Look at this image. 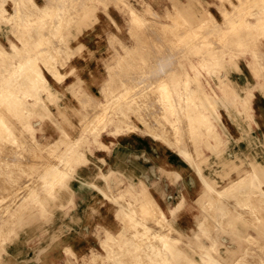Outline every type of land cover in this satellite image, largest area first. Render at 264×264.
Listing matches in <instances>:
<instances>
[{
    "label": "rangeland",
    "instance_id": "1",
    "mask_svg": "<svg viewBox=\"0 0 264 264\" xmlns=\"http://www.w3.org/2000/svg\"><path fill=\"white\" fill-rule=\"evenodd\" d=\"M108 1H112V3H109V4H112L114 6L115 10L109 9L108 11H106L109 26L106 28V30L104 32H105L106 39H107V53L109 56L101 59V61L103 63L102 64V66H103V68H102L103 81L99 85L101 87V96L104 99H106L103 101V105H98V106L94 105L93 106L92 104H90L88 102H87V104H82L81 107H82V110H84V113L81 116L78 123H74V122L62 120L63 115H61V114H64L65 111L60 110L59 107H57V109H59L60 111L57 112V114H58V117L61 118L60 120H57L56 116H50L49 115V112L47 110L48 107L44 106L43 103L45 102V100H43L42 98L48 97V99L50 101H52L53 98L58 99V98H61L62 95L59 91L56 92V94L54 96L51 95V92L48 91L47 89H45L43 87L45 85L41 82H40V84H42V85L37 84L40 87L38 89L37 88L33 89L34 91L32 89H23V90L19 89V88L16 89L13 86V88H12L13 93H14L13 94V93H11L12 89L11 90L0 89V108H1L0 110L2 112V113L0 112L1 113L0 114V116H1L0 117V128H1L0 129V148H1L0 153H1V150H3V153L5 151L4 155L6 154L4 157H3L2 153H1L2 155H0L2 157V160L0 158V172L2 173V174H0V180H2V181H0V190L2 191V193L0 192V194L2 195V196L0 195V208L5 209V210L2 209L3 211H0V214H1L0 215V223H1L0 224V264H62V263L63 264H66V263L67 264H111V263L112 264H117V263L118 264H141V262H142V264H150V263L151 264H156V263L158 264V262H159V264H170V263L172 264L173 259H174V261H173L174 264H179V262H177V260H179L180 264H182L181 263L182 258L187 257L188 255H191L189 257H192L194 255V253L191 251H195V250L196 251L199 250L200 252L201 251L203 252L202 253V259H200L197 264H214L210 258H212V259H213V257L215 258L217 256L218 251L216 252V250H214V249L212 251V248L210 247L212 245V240H211L212 234L211 233H204L202 235H196L195 236L196 241H194V238L192 239L189 237V239H188L189 244H187V245L183 244L181 246V243H180L181 239L179 238L180 234L174 228H171V226L176 225L175 221L174 220L173 221H171V220L167 221L166 219H164L163 214L161 215V213L158 209H156L154 206H151V204L149 203V200H147V199H145L143 201V204L146 207H144L143 204H141L142 201H141V203H140V201L137 202V200L133 201L132 200V194L134 192H133L132 187L128 186V185H125V186L117 185V180L115 178V172H113V170H107V172H106L105 171L106 165L102 171L95 170V171H93V174H92L93 179H96L98 181L103 180L105 182V185H103V186L93 185L92 186V185L88 184L87 189L89 191L95 192L96 194H98V193L103 194L102 196L106 199L107 203L102 202L103 203L102 210L98 209L101 201L96 204V207H94V204H93V208H92L93 212H94V210H97V213L100 215L99 217H90V212H88V217H86L85 216V210L83 207L84 206V190H85V187L82 184L84 182V180H83L84 179V175H83L84 171H83L82 167L85 166L87 163L89 164V162H90L89 157L87 159V156H89L88 154L93 149L100 147L99 146V140H100L101 134H103L104 132L107 133L108 131H113L114 133H116L117 129H119V128L121 130V126L119 127V125H117L116 123H118L120 125L123 123V121L130 123V119L132 117V113H133V109H134V107L132 106L133 99L134 100L137 99L136 101H138V100L140 101V99L142 98L141 102L144 101L143 103H146L148 97L149 98L153 97L156 94V96H154L157 99L156 103H158L156 105H160L161 109H159L160 106H157L158 108L155 106L156 107L155 109H157V110L159 109L158 111L160 112L161 116L159 115V112L154 111V108H153L154 105L149 106L147 103L140 106V110H142L141 113H145L146 111H147L146 113H148L149 109H150L151 112H155L156 117L159 118L158 122H156L157 126H156V124H154L156 129H158V127L160 125L164 124L166 127V128L165 127L164 128L166 130L168 128H171V129L173 128L172 131H176L178 133L181 132V129L179 128L180 125H184V131L187 130L188 132L190 130L191 131L196 130L197 127L199 129H212L213 127L218 128L217 124H216L218 122L217 115L220 114L221 109L226 110V112H227L228 108H226V107H228L229 105H231L233 108H235V110H237V112L238 111L240 112L241 110H242L241 112H249V106L247 104V100H248L247 97L244 94H242V92L240 93L237 88L233 87V85L231 84V77H233V75H235L234 71H237L240 75H242L244 62H246V60H248L247 65L249 67L251 65L253 67L254 62H259L258 58L255 57V60H254V58L249 59V58L245 57V54L250 53V52L254 53V51L256 50L255 47L257 45L256 44L257 40L259 39V37L261 35H264V30H263L264 25H262L263 28L261 27V25H256V26L251 27V25L249 26L247 24L248 22L246 21V19L249 17H259L260 16L259 13L258 14L253 13L252 11L255 9H259L261 7L264 8V0H220L221 3L227 2L228 5L231 7V8L229 7V10H227V9L223 8V5H220L219 17L223 18V20H224L223 24H221V25H218L216 22H214L213 19H211L212 16H211L210 11H208L206 8H202L199 3L197 5L198 0H184L185 2H184V5L182 7H181L180 0H108ZM96 3L98 5H100L101 1L97 0ZM171 7H172V9H171ZM190 7H191V9H190ZM131 9L133 10V12L130 11ZM234 10L236 13L233 12ZM263 13H264V9H263ZM1 17H2V19H4L3 16H1ZM236 18H239V19H236ZM257 27H259V28H257ZM152 30L155 31L154 32L155 34H157L158 36L160 35V36L159 37L157 35L155 36V34H153ZM246 31H248V32H246ZM260 31H263L262 32L263 34L262 33L260 34ZM255 33H257V35ZM62 35H63L62 33H59L60 38L63 37ZM238 35H240V36H238ZM245 36L247 37V39ZM156 37H158L160 39H158ZM193 41H195V42H193ZM233 41L235 43H233ZM62 42L63 41H59V44L56 47L58 50L62 48L61 47L63 45ZM163 44H165V45H163ZM38 45L42 46V45H44V43L41 42ZM166 46H167V48L165 49ZM174 46H177V48ZM178 46H180V48L185 46V48L180 49ZM186 46H187V48H186ZM158 49H159V51H158ZM169 52H170V55H169L170 57L168 56ZM190 52H192V53L190 54ZM161 53H163L162 54L163 56L161 55ZM164 54L166 56H164ZM171 55H172V57H171ZM164 57H166V58H164ZM211 57L212 58L215 57L214 61H213V59L211 60ZM167 58L169 61L167 60ZM173 58H174V60H173ZM35 59H34V61H35ZM155 59H157V60H155ZM171 59H172V61H171ZM231 59H233V60H231ZM18 60H21V59H18ZM37 60H36V62H37ZM47 60H49V59H47L45 57H44V59L39 58V61L42 62L41 64L45 68L48 67L49 68L48 70H50L51 65L54 66L55 62H51V65L46 64V63L44 65V62H48ZM164 60H166L168 64ZM206 60L210 61V62L207 63ZM158 62H159V64H158ZM214 62H216V63H214ZM3 63L4 62H2V66H3ZM160 63H161V66H160ZM222 63H223V65H222ZM123 64H125V65H123ZM59 65L64 66V62L59 63ZM178 65H179L180 69L178 68ZM208 65H210V66L208 67ZM8 66L11 67V70L13 69L11 80H13V79H14V81L19 80L20 77L24 75V74H21L19 69L14 70L15 67L11 66L9 63H8ZM155 67H156L157 71L155 70ZM211 67L213 68V70ZM29 68L30 67H26V69L28 70V73H30V70H31ZM53 68L54 67H52V69ZM149 68H151V69H149ZM239 68L242 70V72L240 71ZM26 69H24V70H26ZM169 69L172 73L169 71ZM151 70H152V72H151ZM210 70L213 72H211ZM14 71H17V72L14 73ZM129 71H130V73H128ZM154 71L156 73H154ZM52 72H53V76L58 81H62V77H64L63 74H60L57 71L56 72L52 71ZM70 73H72V74L76 73L77 74V72H75L74 70ZM150 74H152V75L150 76ZM155 74L156 75L159 74L160 78L158 76V78L156 79ZM118 75H120V76H118ZM141 75H142L143 82H141L142 81ZM147 75H148L150 80H147ZM169 75H170V77H169ZM214 75L218 76V78H216V76H214ZM253 75L260 79V75L257 74L256 72H254V68H253ZM138 76L140 77V79ZM145 76H146V78H145ZM15 77H17V78H15ZM128 77H131V78H128ZM143 77H144V79H143ZM152 77L154 78L153 81L151 80ZM120 78L122 80L123 79L124 80L122 81ZM130 79H133V80H130ZM174 79L176 82L175 84H174ZM259 79H258V81H259ZM134 80H135V82L136 81H138V82L135 83ZM158 80H160V82H158ZM8 81H9V79H8ZM14 81H13V85L15 84ZM79 81H82V79L77 76V80H76L77 85L81 84ZM131 81H133V82H131ZM147 81H148V83H146ZM149 82H150V85H149ZM152 82L156 83V84H153ZM180 82H181V84H183L182 86H181ZM186 82H188L187 83L188 87L186 85ZM192 82H194V83H192ZM144 83L148 84V86L146 84L144 85ZM125 84H127V85H125ZM151 84H152V86H151ZM194 84H196L195 85L196 87L194 86ZM140 85H141V87H139ZM184 85H186V86H184ZM136 86L138 89L135 88ZM143 86H146V88H145V90L147 89L146 91H144ZM41 88H43V89H41ZM119 88L121 90H119ZM149 88H150V90H149ZM151 88L153 89V92H155L154 90L156 89V92L155 93L148 92V91H152ZM180 88L183 91L185 90L184 93H182V90ZM187 88L188 89L190 88V90H187ZM158 89H161V90H158ZM136 90L137 91L139 90V91L137 92ZM168 90H170V91L168 92ZM180 90H181V92H180ZM199 90H200V92H199ZM186 91H187V94L185 93ZM188 91L191 92V94L193 96H195L196 94L199 95L200 98H197L199 100L197 101L195 99L197 96H195L193 98L191 96V94L188 93ZM192 91L193 92L196 91L195 92L196 94H193ZM28 92L30 95L27 94ZM75 92H76L75 96L78 99H81V101H83V99L88 98V97H86L84 92L80 89V87ZM16 93H17V95H16ZM42 93H44L43 96H41ZM239 93H240V95H239ZM133 94H135V95H133ZM152 94H154V95L151 96ZM136 95H137V97H136ZM187 95H189V97ZM237 95L239 96V98L237 97ZM222 96L224 97V99ZM179 97H181L182 99ZM15 98H16V100H15ZM187 98H189V100ZM217 98H220L221 100L217 99ZM124 99H126V101ZM190 99L193 100L192 101L193 103L191 105H190V103H191ZM200 99L203 101L201 102ZM204 100H205V102H204ZM213 100L216 102H214ZM224 100H225V102H224ZM162 101H163V105H162ZM159 102H160V104H159ZM168 102L171 104H169ZM211 102H212V104H211ZM226 102H227V104H226ZM164 103H167V105L164 106ZM198 103H200V104H198ZM17 104L19 106H17ZM116 104L117 105L119 104V105L117 106ZM1 105H2V107H1ZM104 105H106L107 107H109L111 105L108 109V113H102L101 112V108ZM180 106L184 107V108H180ZM194 106L196 108H194ZM242 106H243V108H241ZM39 107H41L42 109ZM97 107H99V108H97ZM172 107L174 110L172 109ZM88 108H90V109H88ZM135 108L137 109L138 107L136 106ZM152 108H153V110H152ZM86 109H88L89 111ZM208 109H209V111H207ZM96 110L98 112H96ZM117 110H120V111H117ZM124 110H126V111H124ZM172 110H173V112H172ZM113 112H115V113H113ZM179 112H181V113H179ZM208 112H210V113H208ZM15 113H16V115H15ZM119 113H120V115H119ZM136 113H137V111H136ZM27 114H29L30 116L29 115L27 116ZM38 114H39V116L43 115V117L49 118V120L44 121V122H37L36 119H37ZM202 115L204 116V118L202 117ZM87 117H88V119H87ZM109 117H111V118H109ZM115 117H117V118H115ZM141 117L142 116L139 117L138 114L136 115V118H138V119ZM184 117H185V119H184ZM201 117L203 120L201 119ZM9 118H10V120H8ZM12 118H14V119H12ZM119 118H121V119H119ZM176 119H178L177 120L178 122L176 121ZM117 120H119V121H117ZM180 120H182V122L184 124ZM3 121L8 126V129H6V130L4 129ZM23 121H24V123H23ZM120 121H121V123H120ZM140 122L143 124L145 123L141 119H140ZM161 122H162V124H161ZM169 122H170V124H169ZM173 122L176 125L171 126V124H174ZM180 122L182 124H180ZM194 122L196 123L197 126L195 125ZM146 124L148 125L147 121H146ZM186 124L188 125L187 129L185 128ZM12 125H13V127H12ZM15 126H16V128H15ZM17 127L19 129H17ZM24 127H25V129H24ZM177 127L179 130H176ZM115 128H116V130H115ZM12 129L16 133L13 132ZM23 129H24V131H23ZM31 132H33V134ZM16 134L19 135L20 137L17 136ZM22 134H24V135H22ZM26 134H27V136H26ZM173 134H174V132H173ZM20 138H21V142L18 141V140H20ZM25 139H26V141H25ZM92 140H93V142H92ZM30 142H32V143H30ZM15 143H16V145H15ZM58 143H59V145H58ZM20 144L23 146V148H22V146L20 147ZM12 145H13V147H15V148H13L14 150H17V149H19V150L14 151L11 148ZM28 147L29 148L32 147L34 150L37 148V150L34 151L31 148V150H33V151H31L30 149H28ZM24 148L28 149L27 152H26V149H24ZM47 148H48V150H47ZM7 149H8V151H6ZM73 149H75V150H73ZM20 150L23 152H21ZM24 150L26 153L24 152ZM11 152H13V153H11ZM34 152L35 153L37 152V153L35 154ZM9 153H11V154H9ZM20 153H22L23 156H25V155L26 156L23 157V159H22V158H20V157H22V154H20ZM29 154H30V156H29ZM41 154H42V156H41ZM48 154H50V155H48ZM53 154H54V156H53ZM9 155H11L12 157L11 156L9 157ZM27 155H28V157H27ZM15 156H16L17 160H16ZM39 156H41L42 158ZM5 157H6V159L4 160ZM7 157L11 158L12 160L8 159ZM35 158L38 160H41V159H43V160L47 159L48 160L49 159L50 161H48V163L51 161L52 162L50 164H47V161L42 160L41 163L39 161H37L38 163H36V165H38L39 163L41 164V169H40V166L35 167L36 165H33L36 162ZM39 158H41V159H39ZM13 159H15V160H13ZM31 159L35 160V162L33 160V162H34L33 164H32ZM53 159H54V161H53ZM1 161H4V162H1ZM6 161L8 163H5ZM11 161L12 162L13 161H15V162L20 161V162L19 163H17V162L12 163ZM26 161L28 163L31 161V167L33 165V167L36 171H34L33 168H30V164H29V169H28L26 167V166H28V163H24ZM60 161H62V162H60ZM69 161H71V162H69ZM76 161L77 162L79 161V162L77 163ZM82 161H84V162H82ZM10 162L13 164V166L14 165L16 166L17 164H19V167H21L23 165L24 168H19L18 166L17 167L14 166V168H13V166H12V164H10ZM21 162H22V164H21ZM54 162H56V163H54ZM102 163H103V161H102ZM3 165H5V166H3ZM58 165L60 166V169H59ZM61 165H62V168H61ZM101 165H100V168H101ZM8 166L10 167V169L8 168ZM55 167H57V168H55ZM49 168H50V170H49ZM54 168L56 170L53 173ZM2 169H4V170H2ZM43 169H44V172H42ZM71 169H72V172L69 171ZM10 170H12V171H10ZM37 170H38V172H37ZM46 170H47L48 174H50L49 176L46 173ZM67 170H68V172H67ZM15 171H17L18 173ZM40 171H41V173H39ZM55 173L56 174L59 173L60 176L59 175L56 176ZM71 173H72V175H71ZM37 175H38V177H37ZM42 177H43V179H42ZM44 177H46V179ZM49 177H51V178H49ZM53 177H60L61 179L58 178V180H57V178H53ZM89 177H90V174H88V178ZM31 178L32 179L34 178V179L32 180ZM47 179L49 181H46ZM50 179H51V181H50ZM23 180H25V182H23ZM27 180L29 182H32V181H34V182L30 183L31 184V186H30L29 183L27 184V182H28ZM40 180L41 181L44 180V182L41 183ZM61 180H62V182H61ZM18 182H20L22 185L19 184ZM78 182H80L81 184ZM112 182H113V184H111ZM49 183H50V185H49L50 187L47 186ZM32 184L33 185L35 184V186H33ZM40 184H41V186H40ZM51 184H53V185H51ZM63 184H65V185H63ZM57 185H59V186H57ZM1 186H3V187L5 186V187L2 189ZM43 186H44V189L49 190V191L45 192V190H43L41 188ZM45 186L49 189H47ZM51 186H53V188ZM10 187H13V189L12 188L10 189ZM31 187L33 190L31 189ZM39 188H41V189H39ZM50 189H51V191L52 190L53 191L51 192ZM3 190H4V192H3ZM9 190H14V191H11V193H9L8 192ZM23 190L26 192H24ZM34 190H35V192H33ZM36 191H38V192H36ZM43 192H45V193H43ZM49 192H50L51 196L49 195ZM136 193H137L136 195L138 196V195H142L144 193V191L139 186V187H137ZM20 194H23V195L25 194V195L23 197V195L21 196ZM33 194H34V196H33ZM38 194H40V195H38ZM5 196L8 199H6ZM12 197L14 198V200L15 199H19V200L18 201L15 200L16 201L15 203H14V200H13V202H11V200L13 199ZM33 197H35V198L37 197V198H39V200L36 198L38 201L36 200V202H35V198H33ZM4 198L6 200L7 205H6V203H4L5 202ZM9 198H11V199H9ZM31 198H33V199H31ZM45 200H46V202H45ZM1 201H3L4 204ZM28 201H29V204H28ZM8 202H9V204H8ZM20 202H21L22 206L18 205V204H20ZM32 203H33V205H32ZM124 203H126V204H124ZM137 204H138V206H137ZM105 205H107L106 208H103ZM139 205H142L146 210L141 209ZM26 207H28V208H26ZM90 207H91V205H90V203H88V210L90 209ZM127 207H128V210L126 209ZM137 207L139 208V210ZM24 208H25V210H24ZM132 208L133 209L136 208V209L133 210ZM249 208L251 209V207H249ZM39 212H40V214H38ZM136 212H137V214H136ZM145 212L148 214H146ZM130 213L132 214L131 217H130V215H131ZM12 216H15V217L12 218ZM16 216H18V218ZM125 216H127L128 218ZM11 218H12V220H11ZM129 218H130V220L134 218V220H131V222H130L128 220ZM147 218H149V219L146 220ZM258 218L259 217L253 216V218L251 217V218L246 219L247 221L249 219L248 224L252 227L253 231H254L253 225H256V224L259 225L260 224L259 220H261V219L260 218L258 219ZM14 219H15V221H14ZM151 220H153V221H151ZM27 221H29V222L27 223ZM150 221H151V223H150ZM211 221H212L211 217H208V218L202 217L199 221V224L202 225V223H204L203 224L204 226L207 225L206 227H211V225H212ZM251 221L253 224L251 223ZM2 222H5V223L2 224ZM215 222H216V225L221 224L217 219L215 220ZM254 222H256V223H254ZM137 223L139 225H136ZM124 225H126V226H124ZM10 226H11V229H10ZM7 228H9L8 231H7ZM3 230H5V231H3ZM1 231H2V233H1ZM134 231H136L137 234ZM149 231H151V232H149ZM4 232H6V233H4ZM148 232H149V234H148ZM165 233L167 234V236ZM140 234H143V235H140ZM169 235L171 237H169ZM172 236H174V237L172 238ZM201 236H202L203 240H202ZM249 236L250 237L248 238L249 239L248 241H250L251 244L254 246L256 243V239L259 242L261 235L259 233H251ZM197 237H200V239H197ZM110 240H112V242ZM148 241H150V242H148ZM164 241H165V243H164ZM203 241H204V244L207 245L206 247H208V248L203 247L201 245V243H198L197 245L193 244L194 242H203ZM210 241H211V243H210ZM130 242H131V244H130ZM190 242H192V243H190ZM176 243H177L178 248H177V246H175ZM160 244H161V246H160ZM151 245L152 246L155 245V246L152 247ZM188 245H190V246H188ZM191 245L192 246L194 245L197 248L196 249L192 248ZM105 247H107V248H105ZM145 247L147 248V250H145L146 249ZM150 247L152 249H150ZM157 247H159V249ZM143 248H145V249H143ZM162 249H164L166 251V254H165V251H164V255L162 253H160V252H163ZM201 249H204V251ZM176 250H177V253L175 252ZM179 250H182L183 252L179 251ZM254 250L255 249H251V252H254ZM120 251H124L123 253H125V254L120 253ZM114 252L116 255L114 254ZM246 252L243 251L241 256H243L244 253H246ZM104 253H107V254H105L106 257H104ZM179 255L180 256L182 255L181 258ZM156 256H157V258H156ZM170 256H171V258H170ZM233 257H234V255H233ZM122 258L123 259L125 258L124 261ZM134 258H136V259H134ZM160 258H162V259H160ZM234 258H232L231 264L236 263ZM113 259H114V261L118 259L116 261L117 263L114 262ZM216 259H217V257H216ZM119 260H121V261H119ZM167 260H168V262H167ZM244 260H245V258H243L241 260L242 264H245ZM220 261H222V260H220ZM258 261L259 260H257V262L255 264H259ZM130 262H132V263H130ZM210 262H212V263H210ZM253 262H255V261L253 260Z\"/></svg>",
    "mask_w": 264,
    "mask_h": 264
},
{
    "label": "crops",
    "instance_id": "2",
    "mask_svg": "<svg viewBox=\"0 0 264 264\" xmlns=\"http://www.w3.org/2000/svg\"><path fill=\"white\" fill-rule=\"evenodd\" d=\"M28 1L29 3H27ZM28 1L2 0V4L0 2V10H4V14L2 16L5 19H2L0 15V89L11 90L13 86L16 89H27V87L28 89H31V87H33L32 89H38L40 87L36 83H34L36 85L35 86L29 81L30 75L34 77V73L32 72V70L30 71V73H28L27 69L20 71L21 74H24V76H21L19 80L14 81L16 85H13V81L11 80L12 70L11 67L7 65V63H10L11 66H14L16 68H14V70H18L24 67L23 61L27 59L26 61L32 62V64H34L39 69L41 77L45 80V83H43L45 85L44 88L50 91L51 95L53 96L58 91L62 95L61 98H53L52 101H50L48 97L42 98L43 100H45V102L43 103L44 106L48 107L47 110L49 112V115L56 116V119L60 120L61 118L58 117L57 112L62 110L65 111V115L62 114L64 115L62 120L78 123L84 113V110H82L81 107L82 104H87L88 102L93 106H98L102 105L103 101L106 100L101 96V87L99 86L103 81V63L101 59L109 56L107 53V39L104 32L109 26L106 11H108L109 9L115 10V8L112 4H109L112 3V1L108 0H100V5L96 3L97 0H70L71 3L66 2L69 0H56L59 5H57L56 2V5H54V1L52 0ZM48 1L51 3H48ZM17 2L20 3V8L18 7ZM184 2V0H180L181 7L184 5ZM198 3L202 8H206L211 12V19H213L214 22H216L218 25L223 24V18L219 17V7L220 5H223V8L229 10L230 6L227 2L221 3L220 0H198L197 5ZM63 4L66 6V8H64L65 6ZM25 5H28V8ZM33 7H35V9ZM83 7H85L84 10ZM36 8L40 13L36 10ZM22 9L27 11L25 12ZM58 9L59 11H57ZM263 9L264 8L261 7L260 9H255L252 11L253 13H259L260 16L247 18L246 21L248 22L247 24L249 26L251 25L253 27L256 25H264V14H262ZM34 10L36 12H34ZM28 12H32L33 14H30ZM18 13H20L19 15L22 16H18ZM23 14L26 16V18ZM42 14H44L45 16ZM12 15L14 18H11ZM19 17L21 18V20ZM29 17L32 20L28 19ZM57 17H59L60 20ZM79 17L80 19H78ZM35 18L36 21L34 20ZM25 19L27 22L25 21ZM7 20L10 21L7 22ZM40 21H42V23ZM69 23H71L70 26H73L70 27ZM21 24L24 25L22 26ZM29 26H31L32 29ZM47 27L49 29H47ZM24 29L27 31H25ZM59 32L63 34L64 38H67L65 40L62 37L64 41L60 39L61 41H63V43L66 42V44H63L66 48L62 46V48L58 50L56 47L59 44ZM262 32L260 31V34ZM49 34H52V37ZM29 36L32 38H30ZM26 37L30 39H27ZM26 39L28 40L26 41L27 43L24 42ZM39 42L45 43L44 45L39 46L37 45L39 44ZM256 44L257 45L255 47V52L246 53L245 57L249 59H253V57H256L259 59V62H254L253 67L252 65L249 67L247 65L248 60H246L243 66V72L239 68L242 72V75H240L237 71H234V74L236 76L233 75V77H231V84L233 85V87L237 88L240 93L242 92V94L247 97L249 112H237V110H235V108H233L231 105H227V112L226 110L221 109L220 114L217 115L218 122L216 124L218 128L213 127L212 129H196L188 132L187 130L184 131L183 126L181 127L180 133L174 131L173 134V132H171V128H169L170 130H166L163 129L164 125L159 124L160 126L157 130L154 125L156 122H158V119L155 117V113L153 112L151 114L150 109L148 113H150L152 116H148L150 115L148 113H141L139 109L140 104L144 105V103L139 100L138 101L140 103L138 101L135 102V100L133 99L134 102H132V106L134 107V109L132 117L130 119V123L124 121L121 125L116 123L117 125H119V127L121 126V130L119 128L117 129L116 133H114L113 131H109V133L104 132L103 134H101L99 140L100 147L93 149L88 154L89 156H87V159L89 157L90 162L89 164L87 163L82 167L84 171V182L82 184L85 187L83 207L86 217H88V212H90V217H99L100 215L97 213V210H94L93 212V204L94 207H96V204L101 201L98 209L102 210L103 203H107L106 199L102 196L101 193L96 194L95 192L89 191L87 189L88 184L92 186L105 185V182L103 180L98 181L96 179H93L92 174L95 170L102 171L106 165V172L107 170H113V172H115L117 185H128L132 187L134 192L132 194L133 201L139 200L143 202L145 199H149L153 202V206L162 212L164 219H166L167 221H175L176 225L171 226V228H174L180 234L181 246L183 244L189 243L188 240L183 241V239H189V237L193 239L192 234L202 235L204 233H211L212 231V233H214H211L213 236L212 239L214 238L215 240L214 242L212 240L211 246L212 249H217L216 251H218L217 260L218 262L222 260L219 262V264H231L230 262L232 260V257L233 255L236 256V254H234L236 252H238V254L234 260H236L238 257H245V261H247L245 262V264H255L257 260L260 261L259 264H264V35H261L259 37ZM23 47L27 50L23 51ZM35 47H38L39 49H36ZM51 48L53 49V51ZM26 52H28V54ZM44 52H46V54H49L46 55ZM12 55L13 57H11ZM30 56L34 58H30ZM44 57L49 59L47 60L48 62H44L46 64L51 65V62H55L54 66L51 65V67L54 68H51L49 72L47 71L48 69L41 64L42 62L38 60L37 62L34 61L35 58L39 59ZM17 58L21 60H18ZM54 58L57 59L55 60ZM5 59H7V62H4ZM2 62H4L3 66ZM61 62H64V66L59 65V63ZM3 67L7 72L4 71ZM253 68L254 72L260 75V79L253 75ZM73 70L77 72V74L70 73ZM52 71H57L58 73L63 74L64 77H62V81H58L53 75H51L53 73ZM15 72L17 71H14V73ZM4 74L6 75L4 76ZM77 76L82 79V81H79L81 83L80 85L76 84ZM7 79H9V81ZM38 84H40V82ZM79 87L84 92L86 97L88 96L87 99H83V101L81 102L75 96V91ZM43 94L44 93H42L41 96H43ZM151 98H148L149 100L147 99L148 102L146 103L148 105L151 102L150 100H152L151 104L153 102L156 103V98ZM164 105H167V103H164ZM136 106L139 108L136 109ZM57 107H59L60 110L57 109ZM39 114L36 119L37 122H44L49 120V118H45L43 117V115L39 116ZM136 114H138L139 117L142 116V121H147L148 128L145 123L143 124L140 122V118H136ZM145 114H147L148 118ZM159 115L161 116L160 112ZM153 122L154 124H151ZM185 128H188L187 124L185 125ZM155 130L157 133L155 132ZM159 134H163V137ZM189 142H191V146H189ZM187 147H189L190 150L193 148L191 150L192 152L189 151ZM213 153L215 156L213 155ZM204 158L206 160H204ZM99 164H102L101 168ZM88 174H90L89 178ZM111 184H113V182ZM139 186L143 189L144 193L137 196L136 190ZM231 186L234 187L232 188ZM232 192H235V194ZM220 193L222 195L219 196ZM223 196L226 198H224ZM229 200L231 201L230 204ZM225 202L227 204H225ZM88 203H90L91 205L89 210ZM256 203L258 205H256ZM228 204L230 205V207H227ZM248 205L251 207V209ZM106 206L107 205H105L103 208H106ZM142 207L143 206H140L141 209L144 208ZM241 208L243 210H239ZM209 209L212 211L214 210L213 213ZM230 209H232L233 211H230ZM248 212H250V215H248ZM228 213L232 214H230V216L228 217ZM254 214L255 217H259L261 219V222L259 224L260 226L256 225L255 227L257 228L259 226L258 228H262V231L258 229V231H261L262 234L259 233L255 227L253 231L252 227L248 224V221L245 220L249 216L251 218L252 216H254ZM241 215H244V218H242ZM202 217H212L213 223H215V218L219 222L221 221L220 219H223L224 223H222L223 221L221 222L222 224L218 225L212 223L211 228L206 227L199 224V219H201ZM225 222L227 223V225L225 224ZM231 224L235 226H232ZM241 225L244 226L242 227ZM251 233H259L261 235L259 242L256 239V243L254 245L256 248L252 246L250 241H248L249 235ZM198 243H201L203 247L207 246L206 244H204V241L194 242L193 244L197 245ZM258 246H260V248H262L263 250H261L260 248L258 249ZM194 247L197 248L196 246ZM247 248L255 249V252L249 251V253H244V255L241 256V252L245 250H251ZM223 255L226 256L224 257ZM259 255L260 257H258ZM213 259L216 258L213 257ZM238 259L236 263H240L241 258ZM253 260L255 262H252Z\"/></svg>",
    "mask_w": 264,
    "mask_h": 264
},
{
    "label": "bare ground",
    "instance_id": "3",
    "mask_svg": "<svg viewBox=\"0 0 264 264\" xmlns=\"http://www.w3.org/2000/svg\"><path fill=\"white\" fill-rule=\"evenodd\" d=\"M1 1H2V0H1ZM1 1H0V2H1ZM25 1H26V0H25ZM27 1H28V0H27ZM52 1H54L53 4L56 5V4H55L56 0H52ZM58 1H59V0H58ZM65 1H66V0H65ZM65 1H64V3H65ZM75 1H76V0H75ZM89 1H90V0H89ZM93 1H94V0H93ZM21 2H22V1H21ZM66 2L71 3L70 0H69V1H66ZM72 2H73V1H72ZM174 2H175V1H174ZM190 2H191V1H190ZM27 3H29V1H28ZM48 3H51V2L48 1ZM56 3H57V2H56ZM69 3H68V4H69ZM90 3H92V2H90ZM103 3H104V2H103ZM171 3H172V2H171ZM248 3H249V2H248ZM1 4H2V2H1ZM66 4H67V3H66ZM81 4H82V3H81ZM124 4H125V3H124ZM17 5H18V7H19L20 3L17 2ZM21 5H23V4H21ZM48 5H49V4H48ZM57 5H59V4L57 3ZM63 5H64V4H63ZM63 5H62V6H63ZM79 5H80V4H79ZM259 5H260V4H259ZM25 6H26V5H25ZM27 6H28V5H27ZM27 6H26V7H27ZM30 6H31V5H30ZM30 6H29V7H30ZM64 6H65V5H64ZM82 6H83V5H82ZM84 6H85V5H84ZM174 6H175V5H174ZM261 6H262V5H261ZM22 7H23V6H22ZM52 7H53V6H52ZM78 7H79V6H78ZM0 8H1V7H0ZM16 8H17V7H16ZM19 8H20V7H19ZM24 8H25V7H24ZM27 8H28V7H27ZM33 8L35 9V7H33ZM64 8H66V6H65ZM79 8H80V7H79ZM84 8H85V7H83V10H84ZM230 8H231V7H230ZM14 9H15V8H14ZM31 9H32V8H31ZM56 9H57V8H56ZM89 9H90V7H89ZM92 9H93V8H92ZM171 9H172V7H171ZM190 9H191V7H190ZM259 9H260V8H259ZM19 10H21V9H19ZM22 10H24V9H22ZM36 10H37V8H36ZM52 10H53V8H52ZM70 10H72V9H70ZM80 10H81V9H80ZM83 10H82V11H83ZM85 10H86V9H85ZM87 10H88V9H87ZM24 11L26 12L27 10H24ZM37 11H38V10H37ZM55 11H56V10H55ZM57 11H59V9H58ZM130 11L133 12L132 9H131ZM172 11H173V10H172ZM261 11H262V10H261ZM13 12H14V11H13ZM21 12H22V11H21ZM32 12H33V11H32ZM32 12H31V13H32ZM34 12H36V11L34 10ZM38 12H39V11H38ZM84 12H85V11H84ZM84 12H82V13H84ZM233 12H235V10H234ZM28 13H30V12H28ZM31 13H30V14H31ZM39 13H40V12H39ZM41 13H42V12H41ZM61 13H62V12H61ZM73 13H74V12H73ZM175 13H176V12H175ZM235 13H236V12H235ZM3 14H4V10L1 9V10H0V15L2 16ZM11 14H12V13H11ZM19 14H20V13H18V16H20ZM30 14H29V15H30ZM32 14H33V13H32ZM37 14H38V13H37ZM67 14H68V13H67ZM230 14H231V13H230ZM262 14H264V13H262ZM23 15H24V14H23ZM38 15H39V14H38ZM42 15H44V14H42ZM65 15H66V14H65ZM231 15H232V14H231ZM236 15H237V14H236ZM21 16H22V15H21ZM21 16H20V17H21ZM44 16H45V15H44ZM58 16H59V15H58ZM173 16H174V15H173ZM191 16H192V15H191ZM20 17H19V18H20ZM24 17L26 18L25 15H24ZM24 17H23V18H24ZM32 17H33V16H32ZM35 17H36V16H35ZM37 17H38V16H37ZM42 17H43V16H42ZM49 17H50V16H49ZM68 17H71V16H68ZM75 17H76V16H75ZM82 17H83V16H82ZM141 17H142V16H141ZM0 18H1V17H0ZM3 18H4V17H3ZM11 18H14L13 15H12ZM19 18H18V19H19ZM46 18H47V17H46ZM50 18H51V17H50ZM54 18H55V17H54ZM57 18L59 19V17H57ZM142 18H143V17H142ZM9 19H10V18H9ZM28 19H31V18L29 17ZM76 19H77V18H76ZM78 19H80V17H79ZM231 19H232V18H231ZM236 19H239V18H236ZM241 19H242V18H241ZM1 20H2V19H1ZM4 20H5V19H4ZM20 20H21V18H20ZM31 20H32V19H31ZM34 20L36 21V18H35ZM34 20H33V22H34ZM39 20H40V18H39ZM44 20H45V19H44ZM46 20H47V19H46ZM59 20H60V19H59ZM62 20H63V18H62ZM62 20H61V21H62ZM87 20H88V19H87ZM143 20H144V19H143ZM9 21H10V20H9ZM9 21L7 20V22H9ZM11 21H12V19H11ZM13 21H14V20H13ZM25 21H26V19H25ZM29 21H30V20H29ZM37 21H38V20H37ZM49 21H50V20H49ZM81 21H82V20H81ZM139 21H140V20H139ZM144 21H145V20H144ZM241 21H242V20H241ZM1 22H2V21H1ZM4 22H5V21H4ZM26 22H27V21H26ZM33 22H32V23H33ZM38 22H39V21H38ZM40 22L42 23V21H40ZM53 22H54V21H53ZM57 22H58V21H57ZM67 22H68V21H67ZM17 23H18V21H17ZM19 23H20V22H19ZM24 23H25V22H24ZM41 23H40V24H41ZM46 23H47V22H46ZM55 23H56V22H55ZM65 23H66V22H65ZM71 23H72V22H71ZM71 23H69V26H70ZM84 23H85V22H84ZM227 23H228V22H227ZM38 24H39V23H38ZM59 24H60V23H59ZM72 24H73V23H72ZM174 24H175V23H174ZM197 24H198V23H197ZM21 25H22V24H21ZM23 25H24V24H23ZM23 25H22V26H23ZM29 25H30V24H29ZM33 25H36V24H33ZM11 26H12V25H11ZM26 26H27V25H26ZM71 26H73V25H71ZM71 26H70V27H71ZM19 27H20V26H19ZM19 27H18V28H19ZM29 27L32 29L31 26H29ZM29 27H28V29H29ZM67 27H68V26H67ZM67 27H65V28H67ZM150 27H151V26H150ZM251 27H252V26H251ZM261 27H262V26H261ZM36 28H38V27H36ZM39 28H40V27H39ZM52 28H53V27H52ZM136 28H137V27H136ZM257 28H259V27H257ZM262 28H263V27H262ZM13 29H14V28H13ZM47 29H49V28L47 27ZM63 29H64V28H63ZM137 29H138V28H137ZM19 30H20V29H19ZM24 30H25V29H24ZM38 30H40V29H38ZM41 30H42V29H41ZM51 30H52V29H51ZM51 30H50V33H51ZM25 31H27V30H25ZM29 31H30V30H29ZM35 31H36V30H35ZM54 31H55V30H54ZM159 31H160V30H159ZM219 31H220V30H219ZM46 32H47V31H46ZM61 32H62V29H61ZM145 32H146V31H145ZM152 32H153V34H155V33H154L155 31L152 30ZM246 32H248V31H246ZM261 32H262V31H261ZM19 33H20V32H19ZM27 33H28V32H27ZM37 33H38V31H37ZM37 33H36V36H37ZM48 33H49V32H48ZM55 33H56V32H55ZM59 33H60V32H59ZM201 33H202V32H201ZM23 34H24V33H23ZM28 34H29V33H28ZM31 34H33V33H31ZM31 34H30V35H31ZM64 34H65V33H64ZM151 34H152V33H151ZM198 34H199V33H198ZM198 34H197V35H198ZM255 34L257 35V33H255ZM262 34H263V33H262ZM38 35H39V34H38ZM49 35L52 37V34H49ZM156 35H157V34H155V36H156ZM39 36H40V35H39ZM43 36H44V35H43ZM45 36H46V35H45ZM62 36H63V35H62ZM66 36H67V35H66ZM66 36H65V37H66ZM150 36H151V35H150ZM157 36H158V35H157ZM159 36H160V35H159ZM159 36H158V37H159ZM238 36H240V35H238ZM21 37H22V36H21ZM29 37H30V36H29ZM58 37H59V36H58ZM147 37H148V36H147ZM152 37H153V36H152ZM158 37H156V38H158ZM169 37H170V36H169ZM245 37H246V36H245ZM26 38H27V37H26ZM30 38H32V37H30ZM30 38H27V39H30ZM63 38H64V37H63ZM63 38H59V40L57 39V40H58V43H59V41H61L60 39H62V40L64 41V39L66 40L67 37L64 38V39H63ZM131 38H132V37H131ZM248 38H249V37H248ZM27 39H26L24 42L28 41ZM34 39H35V36H34ZM36 39H37V38H36ZM38 39H39V38H38ZM138 39H139V38H138ZM146 39H147V38H146ZM149 39H150V38H149ZM158 39H160V38H158ZM234 39H235V38H234ZM239 39H240V38H239ZM241 39H242V38H241ZM246 39H247V37H246ZM23 40H24V39H23ZM32 40H33V39H32ZM41 40H42V39H41ZM44 40H45V39H44ZM235 40H236V39H235ZM254 40H255V39H254ZM51 41H52V39H51ZM51 41H50V42H51ZM160 41H161V40H160ZM47 42H48V40H47ZM150 42H151V41H150ZM161 42H162V41H161ZM169 42H170V41H169ZM193 42H195V41H193ZM26 43H27V42H26ZM39 43H41V42H39ZM44 43H45V42H44ZM55 43H56V42H55ZM64 43L66 44V42H64ZM64 43L62 42V44H64ZM170 43H171V42H170ZM233 43H235V42L233 41ZM22 44H23V43H22ZM50 44H52V43H50ZM172 44H173V43H172ZM197 44H198V43H197ZM229 44H230V43H229ZM246 44H247V43H246ZM246 44H245V45H246ZM37 45H38V44H37ZM46 45H47V44H46ZM153 45H154V44H153ZM163 45H165V44H163ZM239 45H240V44H239ZM56 46H57V45H56ZM62 46H63L64 48H66L64 45H62ZM62 46H61V47H62ZM141 46H142V45H141ZM199 46H200V45H199ZM13 47H14V46H13ZM169 47H170V46H169ZM174 47L177 48V46H174ZM178 47L180 48V46H178ZM14 48H15V47H14ZM18 48H19V47H18ZM23 48H24V47H23ZM28 48H29V47H28ZM35 48H36V47H35ZM35 48H34V49H35ZM43 48H44V47H43ZM166 48H167V46L165 47V49H166ZM182 48H185V46L182 47ZM182 48H180V49H182ZM186 48H187V46H186ZM195 48H196V47H195ZM197 48H198V47H197ZM12 49H13V48H12ZM15 49H16V48H15ZM36 49H39V48L37 47ZM49 49H50V48H49ZM51 49H52V48H51ZM159 49H160V48H159ZM159 49H158V51H159ZM18 50H19V49H18ZM18 50H17V51H18ZM24 50H27V49L24 48L23 51H24ZM40 50H41V49H40ZM65 50H66V49H65ZM70 50H71V49H70ZM201 50H202V49H201ZM13 51H14V50H13ZM21 51H22V50H21ZM21 51H19V52H21ZM52 51H53V49H52ZM62 51H63V50H62ZM160 51H161V50H160ZM169 51H170V50H169ZM197 51H198V50H197ZM202 51H203V50H202ZM29 52H30V51H29ZM35 52H37V51H35ZM46 52H47V51H46ZM46 52H44V53L46 54ZM166 52H167V51H166ZM254 52H255V51H254ZM4 53H5V52H4ZM7 53H8V52H7ZM9 53H10V52H9ZM15 53H16V52H15ZM26 53L28 54V52H26ZM33 53H34V52H33ZM191 53H192V52H190V54H191ZM11 54H13V53H11ZM48 54H49V53H48ZM48 54H46V55H48ZM125 54H126V53H125ZM162 54H163V53H161V55H162ZM193 54H194V53H193ZM13 55H15V54H13ZM13 55H12L11 57H13ZM16 55H17V54H16ZM21 55H23V54H21ZM24 55H26V54H24ZM30 55H31V54H30ZM132 55H133V54H132ZM142 55H143V54H142ZM169 55H170V52H169L168 56H169ZM206 55H207V54H206ZM261 55H262V54H261ZM2 56H3V55H2ZM33 56H34V55H33ZM37 56H38V55H37ZM125 56H126V55H125ZM162 56H163V55H162ZM164 56H166V55L164 54ZM31 57H32V56H30V58H31ZM35 57H36V56H35ZM126 57H127V56H126ZM152 57H153V56H152ZM158 57H159V56H158ZM158 57H157V58H158ZM169 57H170V56H169ZM171 57H172V55H171ZM205 57H206V56H205ZM32 58H34V57H32ZM127 58H128V57H127ZM132 58H133V57H132ZM164 58H166V57H164ZM214 58H215V57H214ZM214 58L211 57V60L213 59V61H214ZM219 58H220V57H219ZM253 58H254V57H253ZM0 59H1V58H0ZM17 59H19V58H17ZM22 59H23V58H22ZM43 59H44V58H43ZM54 59L56 60L57 58H54ZM120 59H121V58H120ZM175 59H176V58H175ZM6 60H7V59H5L4 62H7ZM26 60H27V59H25V60L23 61V62H24V65H23L24 67H22V69H19V71H23L24 69H26V67H30L29 69H31L32 72L34 73V77H32V76L30 75L29 81H30L32 84H34V83L38 84L39 82H41V83H45V82H44V79L41 77V75H40V73H39V69H38L34 64H32V62H30V61H26ZM29 60H30V59H29ZM36 60H37V58L35 59V61H36ZM133 60H134V59H133ZM143 60H144V59H143ZM155 60H157V59H155ZM167 60H168V58H167ZM173 60H174V58H173ZM179 60H180V59H179ZM231 60H233V59H231ZM254 60H255V58H254ZM38 61H39V59H38ZM50 61H51V60H50ZM164 61H166V60H164ZM168 61H169V60H168ZM171 61H172V59H171ZM206 61H207V60H206ZM0 62H1V61H0ZM58 62H59V60H58ZM153 62H154V61H153ZM156 62H157V61H156ZM160 62H161V61H160ZM208 62H210V61H207V63H208ZM123 63H124V62H123ZM166 63H167V61H166ZM214 63H216V62H214ZM224 63H225V62H224ZM3 64H4V63H3ZM9 64H10V63H9ZM155 64H156V63H155ZM158 64H159V62H158ZM167 64H168V63H167ZM169 64H170V63H169ZM7 65H8V63H7ZM44 65H45V63H44ZM123 65H125V64H123ZM212 65H213V64H212ZM212 65H211V66H212ZM222 65H223V63H222ZM117 66H118V65H117ZM160 66H161V63H160ZM180 66H181V65H180ZM209 66H210V65H208V67H209ZM225 66H226V65H225ZM225 66H224V67H225ZM0 67H1V66H0ZM4 67H5V66H4ZM4 67H3V69H4V71H5V68H4ZM122 67H123V66H122ZM156 67H157V66H156ZM156 67H155V70H156ZM220 67H221V66H220ZM256 67H257V66H256ZM51 68H52V67H51ZM157 68H158V67H157ZM178 68H179V65H178ZM211 68H212V67H211ZM211 68H210V69H211ZM221 68H222V67H221ZM7 69H8V68H7ZM7 69H6V70H7ZM47 69H49V68L47 67ZM131 69H132V68H131ZM146 69H147V68H146ZM149 69H151V68H149ZM149 69H148V70H149ZM179 69H180V68H179ZM182 69H183V68H182ZM12 70H13V69H12ZM31 70H30V71H31ZM45 70H46V69H45ZM136 70H137V69H136ZM143 70H144V69H143ZM212 70H213V68H212ZM222 70H223V69H222ZM257 70H259V69H257ZM0 71H1V70H0ZM47 71L49 72V70H47ZM116 71H117V70H116ZM156 71H157V70H156ZM169 71H170V69H169ZM210 71H211V70H210ZM215 71H216V70H215ZM5 72H7V71H5ZM5 72H4V73H5ZM9 72H10V71H9ZM131 72H132V71H131ZM146 72H147V71H146ZM151 72H152V70H151ZM170 72H171V71H170ZM170 72H169V73H170ZM211 72H213V71H211ZM1 73H3V72H1ZM128 73H130V71H129ZM154 73H156V72L154 71ZM154 73H153V74H154ZM171 73H172V72H171ZM171 73H170V74H171ZM54 74H55V73H54ZM131 74H132V73H131ZM211 74H212V73H211ZM5 75H6V74H4V76H5ZM51 75H53V73H52ZM55 75H56V74H55ZM121 75H122V74H121ZM126 75H127V74H126ZM144 75H145V74H144ZM144 75H143V76H144ZM151 75H152V74H150V76H151ZM155 75H156V74H155ZM163 75H164V74H163ZM179 75H180V74H179ZM2 76H3V75H2ZM23 76H24V75H23ZM118 76H120V75H118ZM129 76H130V75H129ZM153 76H154V75H153ZM158 76H159V78H160V75L158 74V75H156V79L158 78ZM209 76H210V75H209ZM214 76H216V75H214ZM235 76H236V75H235ZM0 77H1V76H0ZM18 77H19V76H18ZM121 77H122V76H121ZM136 77H137V76H136ZM138 77H139V76H138ZM154 77H155V76H154ZM169 77H170V75H169ZM172 77H173V76H172ZM172 77H171V78H172ZM222 77H223V76H222ZM3 78H4V77H3ZM15 78H17V77H15ZM53 78H54V77H53ZM128 78H131V77H128ZM145 78H146V76H145ZM150 78H151V77H150ZM216 78H218V76H216ZM216 78H215V79H216ZM9 79H10V77H9ZM22 79H23V78H22ZM24 79H25V78H24ZM47 79H48V78H47ZM54 79H55V78H54ZM120 79H121V78H120ZM133 79H134V78H133ZM133 79H130V80H133ZM136 79H137V78H136ZM136 79H135V80H136ZM139 79H140V77H139ZM139 79H138V80H139ZM143 79H144V77H143ZM175 79H176V78H175ZM175 79H174V84L176 83V82H175ZM7 80H8V79H7ZM121 80H122V79H121ZM123 80H124V79H123ZM123 80H122V81H123ZM135 80H134V82H135ZM141 80H142V75H141ZM147 80H150L149 77H148V75H147ZM151 80L153 81L154 78L152 77ZM191 80H192V79H191ZM191 80H190V81H191ZM12 81H14V79H13ZM27 81H28V80H27ZM48 81H49V80H48ZM125 81H126V80H125ZM139 81H140V80H139ZM179 81H180V80H179ZM190 81H189V82H190ZM20 82H21V81H20ZM20 82H19V83H20ZM22 82H23V81H22ZM25 82H26V80H25ZM131 82H133V81H131ZM136 82H138V81H136ZM136 82H135V83H136ZM141 82H143V80H142ZM158 82H160V80H158ZM23 83H24V82H23ZM126 83H127V82H126ZM128 83H129V82H128ZM139 83H140V82H139ZM139 83H138V84H139ZM146 83H148V81H147ZM146 83H144V85H145ZM152 83H153V82H152ZM187 83H188V82H186V85H187V87H188V84H187ZM190 83H191V82H190ZM192 83H194V82H192ZM5 84H6V83H5ZM9 84H10V83H9ZM28 84H29V83H28ZM123 84H124V83H123ZM130 84H131V83H130ZM130 84H129V85H130ZM141 84H142V83H141ZM153 84H156V83H153ZM180 84H181V82H180ZM7 85H8V84H7ZM15 85H16V84H15ZM34 85H35V84H34ZM40 85H42V84H40ZM125 85H127V84H125ZM146 85L148 86V84H146ZM149 85H150V82H149ZM182 85H183V84H181V86H182ZM186 85H184V86H186ZM195 85H196V84H194V86H195ZM19 86H20V85H19ZM35 86H36V85H35ZM151 86H152V84H151ZM6 87H7V86H6ZM20 87H21V86H20ZM43 87H44V86H43ZM125 87H126V86H125ZM139 87H141V85H140ZM143 87H144V91H146V90H147V89L145 90L146 86H143ZM155 87H156V86H155ZM195 87H196V86H195ZM32 88H33V87H31V89H32ZM122 88H123V87H122ZM135 88H137V86H136ZM153 88H154V87H153ZM160 88H161V87H160ZM166 88H167V87H166ZM181 88H182V87H181ZM181 88H180V89H181ZM7 89H8V88H7ZM9 89H10V88H9ZM14 89H15V88H14ZM27 89H28V87H27ZM41 89H43V88H41ZM137 89H138V88H137ZM141 89H142V88H141ZM151 89H152V88H151ZM161 89H162V88H161ZM161 89H158V90H161ZM178 89H179V88H178ZM255 89H256V88H255ZM18 90H19V89H18ZM22 90H23V89H22ZM32 90H33V89H32ZM119 90H121V89L119 88ZM149 90H150V88H149ZM166 90H167V89H166ZM181 90H182V89H181ZM181 90H180V92H181ZM187 90H190V88H189V89L187 88ZM260 90H261V89H260ZM24 91H25V90H24ZM33 91H34V90H33ZM133 91H134V90H133ZM136 91H137V90H136ZM138 91H139V90H138ZM138 91H137V92H138ZM154 91L156 92V89H155ZM169 91H170V90H168V92H169ZM175 91H176V90H175ZM184 91H185V90H184ZM184 91L182 90V93H184ZM233 91H234V90H233ZM261 91H262V90H261ZM148 92H150V93L153 92V89H152V91H148ZM155 92H153V93H155ZM195 92H196V91H195ZM195 92L192 91L193 94H196ZM197 92H198V91H197ZM199 92H200V90H199ZM11 93H13V89H12V92H11ZM35 93H36V92H35ZM144 93H145V92H144ZM185 93L187 94V91H186ZM188 93L191 94V92H189V91H188ZM234 93H235V92H234ZM249 93H250V92H249ZM13 94H14V93H13ZM27 94H29V92H28ZM73 94H74V93H73ZM177 94H178V93H177ZM6 95H7V94H6ZM16 95H17V93H16ZM21 95H22V94H21ZM29 95H30V94H29ZM133 95H135V94H133ZM145 95H146V94H145ZM153 95H154V94H152L151 96H153ZM162 95H163V94H162ZM178 95H179V94H178ZM182 95H183V94H182ZM221 95H222V94H221ZM235 95H236V94H235ZM14 96H15V95H14ZM14 96H13V97H14ZM124 96H125V95H124ZM154 96H156V94H155ZM154 96H153V97H154ZM184 96H185V95H184ZM187 96L189 97V95H187ZM191 96H192L193 98H194L195 96H197V97L195 98L197 101L199 100V99H197V98H200V96L197 95V94H196L195 96H193V95L191 94ZM198 96H199V97H198ZM211 96H212V95H211ZM10 97H11V96H10ZM33 97H34V96H33ZM87 97H88V96H87ZM129 97H130V96H129ZM134 97H135V96H134ZM136 97H137V95H136ZM136 97H135V98H136ZM209 97H210V96H209ZM222 97H223V96H222ZM237 97L239 98L238 95H237ZM4 98H5V97H4ZM19 98H20V97H19ZM83 98H84V97H83ZM123 98H124V97H123ZM132 98H133V97H132ZM148 98H149V97H148ZM148 98H147V99H148ZM150 98H151V97H150ZM150 98H149V99H150ZM179 98H181V97H179ZM210 98H211V97H210ZM9 99H10V98H9ZM128 99H129V98H128ZM128 99H127V100H128ZM139 99H140V98H139ZM141 99H142V98H141ZM141 99H140V101H141ZM149 99H148V100H149ZM151 99H152V98H151ZM165 99H166V98H165ZM181 99H182V98H181ZM187 99L189 100V98H187ZM212 99H213V98H212ZM217 99H220V98H217ZM223 99H224V97H223ZM15 100H16V98H15ZM20 100H21V99H20ZM79 100L81 101V99H79ZM124 100L126 101V99H124ZM136 100H137V99H135V102H136ZM144 100H145V99H144ZM148 100H147V101L145 100V101L148 102ZM156 100H157V99H156ZM200 100H201V99H200ZM208 100H209V99H208ZM208 100H207V101H208ZM220 100H221V99H220ZM150 101L152 102V100H150ZM154 101H155V100H154ZM165 101H166V100H165ZM173 101H174V100H173ZM185 101H186V100H185ZM190 101H191V103H190V102H189V103H190V105H191V104L193 103V102H192L193 100L190 99ZM202 101H203V100H201V102H202ZM213 101H214V100H213ZM243 101H244V100H243ZM8 102H9V101H8ZM133 102H134V101H133ZM138 102H139V101H138ZM138 102H137V103H138ZM143 102H144V101H143ZM151 102H150V104H151ZM201 102H200V103H201ZM204 102H205V100H204ZM214 102H216V101H214ZM219 102H220V101H219ZM224 102H225V100H224ZM235 102H236V101H235ZM35 103H36V102H35ZM126 103H127V102H126ZM126 103H125V104H126ZM139 103H140V102H139ZM154 103H155V102H153L152 104H154ZM168 103H169V102H168ZM200 103H198V104H200ZM222 103H223V102H222ZM119 104H120V103H119ZM119 104H118V105H119ZM144 104H145V103H144ZM150 104H149V105H150ZM152 104H151V105H152ZM155 104H158V103H155ZM155 104H154V106H153L154 111L159 112L158 110L161 109V106H160V105H155ZM159 104H160V102H159ZM169 104H170V103H169ZM195 104H196V103H195ZM211 104H212V102H211ZM226 104H227V102H226ZM36 105H37V104H36ZM102 105H103V104H102ZM116 105H117V104H116ZM118 105H117V106H118ZM121 105H122V104H121ZM126 105H127V104H126ZM128 105H129V104H128ZM138 105H139V104H138ZM162 105H163V101H162ZM181 105H182V104H181ZM207 105H208V104H207ZM17 106H19V105L17 104ZM110 106H111V105H110ZM110 106H109V107H110ZM134 106H135V105H134ZM140 106H141V104H140ZM155 106H156V107H157V106H160V108L157 110V109H155V108H156ZM164 106H165V105H164ZM170 106H171V105H170ZM210 106H211V105H210ZM1 107H2V105H1ZM9 107H10V106H9ZM37 107H38V106H37ZM43 107H44V106H43ZM109 107H107L106 105H104V106L101 108V112H102V113H108V109H109ZM147 107H148V106H147ZM189 107H190V106H189ZM207 107H208V106H207ZM39 108H41V107H39ZM98 108H99V107H98ZM123 108H124V107H123ZM138 108H139V107H138ZM144 108H145V107H144ZM144 108H143V109H144ZM148 108H149V107H148ZM153 108H152V110H153ZM157 108H158V107H157ZM180 108H184V107H181V106H180ZM185 108H186V107H185ZM194 108H196V107L194 106ZM204 108H205V107H204ZM209 108H210V107H209ZM241 108H243V106H242ZM244 108H245V107H244ZM0 109H1V108H0ZM11 109H12V108H11ZM11 109H10V110H11ZM37 109H38V108H37ZM41 109H42V108H41ZM41 109H40V110H41ZM88 109H90V108H88ZM88 109H86V110H88ZM139 109H140V108H139ZM145 109H146V108H145ZM162 109H163V108H162ZM172 109H173V107H172ZM191 109H192V108H191ZM3 110H4V109H3ZM97 110H98V109H97ZM120 110H121V109H120ZM120 110H117V111H120ZM173 110H174V109H173ZM173 110H172V112H173ZM32 111H33V110H32ZM88 111H89V110H88ZM124 111H126V110H124ZM136 111H137V110H136ZM141 111H142V110H140V112H141ZM144 111H145V110H144ZM162 111H163V110H162ZM170 111H171V110H170ZM175 111H176V110H175ZM199 111H200V110H199ZM207 111H209V109H208ZM211 111H212V110H211ZM241 111H242V110H241ZM241 111H240V112H241ZM0 112H1V110H0ZM5 112H6V111H5ZM13 112H14V111H13ZM13 112H12V113H13ZM20 112H21V111H20ZM94 112H95V111H94ZM96 112H98V111H96ZM111 112H112V111H111ZM146 112H147V111H146ZM146 112H145V113H146ZM197 112H198V111H197ZM200 112H201V111H200ZM1 113H2V112H1ZM1 113H0V114H1ZM18 113H19V112H18ZM22 113H23V112H22ZM75 113H76V112H75ZM113 113H115V112H113ZM120 113H121V112H120ZM120 113H119V115H120ZM131 113H132V112H131ZM138 113H139V112H138ZM150 113L152 114L153 112H151V110H150ZM150 113H148V114H150ZM154 113H155V112H154ZM174 113H175V112H174ZM174 113H173V114H174ZM179 113H181V112H179ZM183 113H184V112H183ZM208 113H210V112H208ZM109 114H110V113H109ZM109 114H108V115H109ZM111 114H112V113H111ZM124 114H125V113H124ZM151 114L148 115V116H152ZM155 114H156V113H155ZM11 115H12V114H11ZM15 115H16V113H15ZM25 115H26V114H25ZM28 115H29V114H27V116H28ZM61 115H62V114H61ZM89 115H90V114H89ZM99 115H100V114H99ZM108 115H107V116H108ZM126 115H127V114H126ZM136 115H137V114H136ZM145 115L147 116V114H145ZM145 115H144V116H145ZM174 115H175V114H174ZM195 115H196V114H195ZM200 115H201V114H200ZM227 115H228V114H227ZM4 116H5V115H4ZM27 116H26V117H27ZM29 116H30V115H29ZM104 116H105V115H104ZM148 116H147V118H148ZM153 116H154V115H153ZM158 116H159V115H158ZM175 116H176V115H175ZM179 116H180V115H179ZM183 116H184V115H183ZM205 116H206V115H205ZM250 116H251V115H250ZM0 117H1V116H0ZM63 117H64V115H63ZM155 117H156V116H155ZM190 117H191V116H190ZM202 117L204 118L203 115H202ZM202 117H201V119H202ZM7 118H8V117H7ZM14 118H15V117H14ZM14 118H12V119H14ZM98 118H99V117H98ZM98 118H97V119H98ZM104 118H105V117H104ZM109 118H111V117H109ZM115 118H117V117H115ZM156 118H157V117H156ZM175 118H176V117H175ZM212 118H213V117H212ZM87 119H88V117H87ZM119 119H121V118H119ZM140 119H141V118H140ZM157 119L159 120V118H157ZM162 119H163V118H162ZM178 119H179V118H178ZM178 119H176V121H177ZM180 119H181V118H180ZM184 119H185V117H184ZM251 119H252V118H251ZM8 120H10V118H9ZM108 120H109V119H108ZM114 120H115V119H114ZM146 120H147V119H146ZM148 120H149V119H148ZM182 120H183V119H182ZM182 120H180V121L182 122ZM202 120H203V119H202ZM12 121H13V120H12ZM52 121H53V120H52ZM92 121H93V120H92ZM104 121H105V120H104ZM117 121H119V120H117ZM160 121H161V120H160ZM55 122H56V121H55ZM87 122H88V121H87ZM89 122H90V121H89ZM95 122H96V121H95ZM143 122H144V121H143ZM163 122H164V121H163ZM177 122H178V121H177ZM181 122H180V124L183 123V122H182V123H181ZM23 123H24V121H23ZM120 123H121V121H120ZM173 123H174V122H173ZM194 123H195V122H194ZM206 123H207V122H206ZM16 124H17V123H16ZM25 124H26V123H25ZM80 124H81V123H80ZM88 124H89V123H88ZM117 124H118V123H117ZM145 124H146V122H145ZM149 124H150V121H149ZM151 124H154V122L151 123ZM155 124H156V123H155ZM161 124H162V122H161ZM169 124H170V122H169ZM183 124H184V123H183ZM255 124H256V123H255ZM8 125H9V124H8ZM18 125H19V124H18ZM99 125H100V124H99ZM101 125H102V124H101ZM124 125H125V124H124ZM127 125H128V124H127ZM163 125H164V124H163ZM172 125H176V124L174 123V124H171V126H172ZM190 125H191V124H190ZM195 125H196V123H195ZM195 125H194V126H195ZM200 125H201V124H200ZM3 126H4V129H5V130L8 129V126L5 124L4 121H3ZM9 126H10V125H9ZM28 126H29V125H28ZM146 126H147V124H146ZM156 126H157V124H156ZM183 126H184V125H181V126H180V129H181V127H183ZM191 126H192V125H191ZM196 126H197V125H196ZM208 126H209V125H208ZM208 126H207V127H208ZM10 127H11V126H10ZM12 127H13V125H12ZM164 127H165V125H164ZM164 127H163V128H164ZM15 128H16V126H15ZM113 128H114V127H113ZM147 128H148V126H147ZM147 128H146V129H147ZM160 128H161V127H160ZM165 128H166V127H165ZM165 128H164V129H165ZM167 128H168V127H167ZM0 129H1V128H0ZM17 129H19V128L17 127ZM24 129H25V127H24ZM24 129H23V131H24ZM26 129H27V128H26ZM86 129H87V128H86ZM92 129H93V128H92ZM174 129H175V128H174ZM197 129H199V128H197ZM15 130H16V129H15ZM113 130H114V129H113ZM115 130H116V128H115ZM157 130H158V129H157ZM167 130H170V129L168 128ZM172 130H173V128L171 129V131H172ZM176 130H179L178 127H177ZM12 131H13V129H12ZM12 131H11V132H12ZM182 131H183V130H182ZM4 132H5V131H4ZM13 132H15V131H13ZM19 132H20V131H19ZM108 132H109V131H108ZM116 132H117V131H116ZM155 132H156V130H155ZM155 132H154V133H155ZM166 132H167V131H166ZM172 132H174V131H172ZM190 132H191V130H190ZM15 133H16V132H15ZM15 133H14V134H15ZM31 133L33 134V132H31ZM152 133H153V132H152ZM156 133H157V132H156ZM156 133H155V134H156ZM159 133H160V132H159ZM175 133H176V132H175ZM195 133H196V132H195ZM195 133H194V134H195ZM214 133H215V132H214ZM29 134H30V133H29ZM184 134H185V133H184ZM200 134H201V133H200ZM16 135H17V134H16ZM22 135H24V134H22ZM159 135H160V134H159ZM162 135H163V134H162ZM162 135H160V136H162ZM189 135H190V134H189ZM189 135H188V136H189ZM203 135H204V134H203ZM245 135H246V134H245ZM1 136H2V135H1ZM14 136H15V135H14ZM14 136H13V137H14ZM17 136H19V135H17ZM26 136H27V134H26ZM167 136H168V135H167ZM185 136H186V135H185ZM185 136H184V137H185ZM204 136H205V135H204ZM19 137H20V136H19ZM19 137H18V138H19ZM151 137H152V135H151ZM162 137H163V136H162ZM171 137H172V136H171ZM184 137H182V138H184ZM2 138H3V137H2ZM16 138H17V137H16ZM186 138H187V137H186ZM168 139H169V138H168ZM211 139H212V138H211ZM14 140H15V139H14ZM28 140H29V139H28ZM93 140H94V139H93ZM166 140H167V139H166ZM181 140H182V139H181ZM181 140H180V141H181ZM188 140H190V139H188ZM206 140H207V139H206ZM226 140H227V139H226ZM16 141H17V140H16ZM18 141L21 142V138H20V140H18ZM25 141H26V139H25ZM75 141H76V140H75ZM175 141H177V140H175ZM184 141H186V140H184ZM213 141H214V140H213ZM206 142H207V141H206ZM215 142H216V141H215ZM215 142H214V143H215ZM16 143H17V142H16ZM16 143H15V145H16ZM18 143H19V142H18ZM30 143H32V142H30ZM187 143H188V142H187ZM6 144H7V143H6ZM27 144H28V143H27ZM50 144H51V143H50ZM177 144H178V143H177ZM180 144H182V143H180ZM190 144H191V142H189V146H191ZM199 144H200V143H199ZM7 145H8V144H7ZM13 145H14V144H13ZM13 145H12V147L10 146L12 149L16 147L15 145H14L15 147H13ZM25 145H26V144H25ZM25 145H24V146H25ZM32 145H33V144H32ZM58 145H59V143H58ZM207 145H208V144H207ZM222 145H223V144H222ZM262 145H263V144H262ZM21 146H22V145L20 144V147H21ZM27 146H28V145H27ZM33 146H34V145H33ZM81 146H82V145H81ZM185 146H186V145H185ZM1 147H2V146H1ZM3 147H4V146H3ZM17 147H18V146H17ZM36 147H37V146H36ZM36 147H35V148H36ZM46 147H47V146H46ZM82 147H83V146H82ZM4 148H5V147H4ZM7 148H8V147H7ZM22 148H23V146H22ZM31 148H32V147H31ZM31 148L28 147V149H30V150H31ZM53 148H54V147H53ZM84 148H85V147H84ZM187 148L189 149V147H187ZM190 148H191V147H190ZM205 148H206V147H205ZM0 149H1V148H0ZM5 149H6V148H5ZM8 149H9V148H8ZM8 149H7L6 151H8ZM20 149H21V148H20ZM24 149H26V152H27L28 149H27V148H24ZM32 149H33V148H32ZM45 149H46V148H45ZM192 149H193V148H192ZM192 149H191V150H192ZM13 150H14V149H13ZM17 150H19V149H17ZM17 150H14V151H17ZM33 150H34V149H33ZM33 150H31V151H33ZM35 150H37V148H36ZM35 150H34V151H35ZM47 150H48V148H47ZM73 150H75V149H73ZM191 150L189 149V151H191ZM194 150H195V149H194ZM20 151H21V150H20ZM9 152H10V151H9ZM18 152H19V151H18ZM21 152H23V151H21ZM24 152H25V150H24ZM26 152H25V153H26ZM44 152H45V151H44ZM46 152H47V151H46ZM78 152H79V151H78ZM191 152H192V151H191ZM211 152H212V151H211ZM1 153L3 154V157L6 155V154L4 155L5 151H4V153H3V150H1ZM1 153H0V155H2ZM11 153H13V152H11ZM11 153H9V154H11ZM16 153H17V152H16ZM31 153H32V152H31ZM34 153H35V152H34ZM36 153H37V152H36ZM36 153H35V154H36ZM80 153H81V152H80ZM20 154H22V153H20ZM20 154H19V155H20ZM45 154H46V153H45ZM191 154H192V153H191ZM19 155H18V156H19ZM48 155H50V154H48ZM75 155H76V154H75ZM189 155H190V154H189ZM208 155H209V154H208ZM213 155H214V153H213ZM10 156H11V155H9V157H10ZM25 156H26V155H25ZM25 156H23V154H22V157H20V158L23 159V157H25ZM29 156H30V154H29ZM41 156H42V154H41ZM41 156H39V157H41ZM53 156H54V154H53ZM77 156H78V155H77ZM180 156H181V155H180ZM191 156H192V155H191ZM214 156H215V155H214ZM234 156H235V155H234ZM9 157H7V158L10 159V160H12V159L9 158ZM11 157H12V156H11ZM27 157H28V155H27ZM31 157H32V156H31ZM31 157H30V158H31ZM44 157H45V156H44ZM47 157H48V156H47ZM62 157H63V156H62ZM218 157H219V156H218ZM238 157H239V156H238ZM0 158H1V160H2V157H1V156H0ZM13 158H14V157H13ZM15 158H16V156H15ZM20 158H19V159H20ZM30 158H29V159H30ZM41 158H42V157H41ZM41 158H39V159H41ZM5 159H6V157L4 158V160H5ZM27 159H28V158H27ZM27 159H26V160H27ZM35 159H36V158H35ZM193 159H194V158H193ZM202 159H203V158H202ZM220 159H221V158H220ZM229 159H230V158H229ZM237 159H238V158H237ZM13 160H15V159H13ZM16 160H17V158H16ZM31 160H32V164H33V163L35 162V160H34V159H31ZM33 160H34V162H33ZM42 160H43V159H41V160L36 159V162H35L33 165H36V163H38L37 161H39V162L41 163ZM74 160H75V159H74ZM81 160H82V159H81ZM81 160H80V161H81ZM204 160H206V159L204 158ZM43 161H47V164H50V163L52 162V161H51V162L48 163V161H50L49 159H48V160L46 159V160H43ZM53 161H54V159H53ZM201 161H203V160H201ZM1 162H4V161H1ZM11 162H12V161H11ZM11 162H10V164H12V163L15 162V161H13L12 163H11ZM16 162H17V161H16ZM16 162H15V163H16ZM19 162H20V161H18L17 163H19ZM22 162H23V161H22ZM22 162H21V164H22ZM60 162H62V161H60ZM60 162H59V163H60ZM69 162H71V161H69ZM69 162H68V163H69ZM76 162H77V161H76ZM78 162H79V161H78ZM78 162H77V163H78ZM82 162H84V161H82ZM86 162H87V161H86ZM225 162H227V161H225ZM5 163H8V162L6 161ZM24 163H28V162L26 161V162H24ZM40 163H39L38 165H36L35 167H39V166H40V169H41V164H40ZM54 163H56V162H54ZM64 163H65V162H64ZM187 163H188V162H187ZM190 163H192V162H190ZM200 163H201V162H200ZM200 163H199V164H200ZM204 163H205V162H204ZM221 163H223V162H221ZM21 164H20V165H21ZM29 164H30V168H33V169H34L33 165H32V167H31V161L28 163V166H26V167L29 169ZM47 164H46V165H47ZM52 164H53V163H52ZM57 164H58V163H57ZM61 164H62V163H61ZM74 164H75V163H74ZM81 164H82V163H81ZM188 164H189V163H188ZM216 164H217V163H216ZM226 164H227V163H226ZM6 165H7V164H6ZM54 165H55V164H54ZM59 165H60V164H59ZM59 165H58V166H59ZM65 165H66V164H65ZM78 165H79V164H78ZM191 165H192V164H191ZM193 165H194V164H193ZM203 165H204V164H203ZM209 165H210V164H209ZM209 165H208V166H209ZM224 165H225V164H224ZM3 166H5V165H3ZM10 166H11V165H10ZM12 166H13V164H12ZM14 166H15V165H14ZM14 166H13V168H14ZM17 166L19 167V164H17L15 167H17ZM42 166H43V165H42ZM48 166H49V165H48ZM52 166H53V165H52ZM76 166H77V165H76ZM189 166H190V165H189ZM194 166H195V165H194ZM204 166H205V165H204ZM220 166H221V165H220ZM53 167H54V166H53ZM191 167H192V166H191ZM198 167H199V166H198ZM2 168H3V167H2ZM8 168L10 169L9 166H8ZM19 168H24V167H23V165H22V166L19 167ZM19 168H18V169H19ZM43 168H44V167H43ZM47 168H48V167H47ZM50 168H51V167H50ZM50 168H49V170H50ZM55 168H57V167H55ZM55 168H54V170H53V173H54V171L56 170ZM61 168H62V165H61ZM69 168H70V167H69ZM15 169H16V168H15ZM45 169H46V168H45ZM59 169H60V166H59ZM66 169H67V168H66ZM196 169H197V168H196ZM257 169H258V168H257ZM2 170H4V169H2ZM6 170H7V169H6ZM13 170H14V169H13ZM16 170H17V169H16ZM49 170H48V171H49ZM57 170H58V169H57ZM73 170H74V169H73ZM193 170H194V169H193ZM10 171H12V170H10ZM17 171H18V170H17ZM17 171H15V172H17ZM31 171H32V170H31ZM31 171H30V172H31ZM34 171H36V170L34 169ZM58 171H59V170H58ZM69 171L72 172V169L69 170ZM197 171H198V170H197ZM200 171H201V170H200ZM2 172H3V171H2ZM37 172H38V170H37ZM42 172H44V169H43ZM67 172H68V170H67ZM255 172H256V171H255ZM261 172H262V171H261ZM17 173H18V172H17ZM39 173H41V171H40ZM46 173L48 174L47 170H46ZM46 173H45V174H46ZM53 173H52V174H53ZM167 173H168V172H167ZM211 173H213V172H211ZM0 174H2V173L0 172ZM45 174H44V175H45ZM55 174H56V173H55ZM168 174H169V173H168ZM201 174H202V173H201ZM260 174H261V173H260ZM3 175H4V174H3ZM3 175H2V176H3ZM40 175H41V174H40ZM42 175H43V174H42ZM49 175H50V174H48V176H49ZM53 175H54V174H53ZM57 175H59V173L56 174V176H57ZM63 175H64V174H63ZM71 175H72V173H71ZM207 175H208V174H207ZM59 176H60V175H59ZM37 177H38V175H37ZM46 177H47V176H46ZM46 177H44V178L46 179ZM99 177H100V176H99ZM254 177H255V176H254ZM29 178H30V177H29ZM49 178H51V177H49ZM53 178H57V180H58V178H60V177H53ZM62 178H63V177H62ZM69 178H70V177H69ZM101 178H102V177H101ZM204 178H205V176H204ZM208 178H209V177H208ZM208 178H207V179H208ZM262 178H263V177H262ZM27 179H28V178H27ZM31 179H32V178H31ZM33 179H34V178H33ZM33 179H32V180H33ZM36 179H37V178H36ZM39 179H40V178H39ZM42 179H43V177H42ZM45 179H44V180H45ZM60 179H61V178H60ZM102 179H103V178H102ZM254 179H255V178H254ZM3 180H4V179H3ZM44 180H42V181L40 180L41 183L44 182ZM65 180H66V179H65ZM240 180H241V179H240ZM0 181H2V180H0ZM27 181H28V180H27ZM46 181H49V180L47 179ZM50 181H51V179H50ZM52 181H53V180H52ZM54 181H55V180H54ZM199 181H200V180H199ZM243 181H244V180H243ZM248 181H249V180H248ZM23 182H25V180H23ZM32 182H34V181H32ZM32 182H29V181H28L27 184H28V183L30 184V183H32ZM35 182H36V181H35ZM38 182H39V181H38ZM55 182H56V181H55ZM61 182H62V180H61ZM61 182H60V183H61ZM137 182H138V181H137ZM245 182H246V181H245ZM18 183L21 184L20 182H18ZM18 183H17V184H18ZM36 183H37V182H36ZM88 183H89V182H88ZM236 183H237V182H236ZM238 183H239V182H238ZM38 184H39V183H38ZM231 184H232V183H231ZM233 184H234V183H233ZM6 185H7V184H6ZM21 185H22V184H21ZM32 185H33V184H32ZM44 185H45V184H44ZM49 185H50V183H49L47 186H49ZM51 185H53V184H51ZM54 185H55V184H54ZM63 185H65V184H63ZM238 185H239V184H238ZM257 185H258V184H257ZM25 186H26V185H25ZM25 186H24V187H25ZM30 186H31V184H30ZM33 186H35V184H34ZM33 186H32V187H33ZM40 186H41V184H40ZM57 186H59V185H57ZM204 186H205V185H204ZM240 186H241V185H240ZM240 186H239V187H240ZM242 186H243V184H242ZM1 187H2V189H3L5 186H4V187L1 186ZM7 187H8V186H7ZM14 187H15V186H14ZM17 187H18V186H17ZM32 187H31V189H32ZM45 187H46V186H45ZM49 187H50V186H49ZM51 187L53 188V186H51ZM145 187H146V186H145ZM211 187H212V186H211ZM231 187H232V186H231ZM233 187H234V186H233ZM233 187H232V188H233ZM236 187H237V185H236ZM8 188H9V187H8ZM8 188H7V189H8ZM11 188L13 189V187H10V189H11ZM15 188H16V187H15ZM15 188H14V189H15ZM41 188H42L43 190H45V192H46V191H49V190L44 189V186L41 187ZM41 188H39V189H41ZM46 188H47V187H46ZM60 188H61V187H60ZM93 188H94V187H93ZM232 188H231V189H232ZM243 188H245V187H243ZM255 188H256V187H255ZM22 189H23V188H22ZM29 189H30V188H29ZM29 189H28V190H29ZM34 189H35V188H34ZM36 189H37V188H36ZM39 189H38V190H39ZM47 189H49V188H47ZM57 189H58V188H57ZM234 189H235V188H234ZM239 189H240V188H239ZM239 189H237V190H239ZM32 190H33V189H32ZM43 190H42V191H43ZM96 190H97V189H96ZM235 190H236V189H235ZM249 190H250V189H249ZM5 191H6V190H5ZM11 191H14V190H9L8 192L11 193ZM20 191H21V190H20ZM20 191H19V192H20ZM23 191H24V190H23ZM50 191H51V189H50ZM52 191H53V190H52ZM52 191H51V192H52ZM0 192L2 193L1 190H0ZM3 192H4V190H3ZM17 192H18V191H17ZM24 192H26V191H24ZM33 192H35V190H34ZM36 192H38V191H36ZM45 192H43V193H45ZM99 192H100V191H99ZM237 192H238V191H237ZM243 192H244V191H243ZM260 192H261V190H260ZM22 193H23V192H22ZM41 193H42V192H41ZM55 193H56V192H55ZM232 193L235 194V192H232ZM240 193H241V192H240ZM245 193H246V192H245ZM250 193H251V192H250ZM256 193H257V192H256ZM18 194H19V193H18ZM34 194H35V193H34ZM34 194H33V196H34ZM36 194H37V193H36ZM46 194H47V193H46ZM226 194H227V193H226ZM228 194H231V193H228ZM236 194H237V193H236ZM263 194H264V193H263ZM0 195H1V194H0ZM20 195L22 196L23 194H20ZM24 195H25V194H24ZM24 195H23V197H24ZM38 195H40V194H38ZM49 195H50V192H49ZM69 195H70V194H69ZM102 195H103V194H102ZM214 195H215V194H214ZM220 195H222V194L220 193L219 196H220ZM223 195H224V194H223ZM238 195H240V194H238ZM244 195H245V194H244ZM247 195H248V194H247ZM258 195H259V194H258ZM1 196H2V195H1ZM10 196H11V195H10ZM17 196H18V195H17ZM27 196H28V195H27ZM31 196H32V195H31ZM36 196H37V195H36ZM50 196H51V195H50ZM54 196H55V195H54ZM219 196H217V197H219ZM19 197H20V196H19ZM47 197H48V196H47ZM56 197H57V196H56ZM148 197H149V196H148ZM223 197H224V196H223ZM223 197H222V198H223ZM236 197H237V196H236ZM245 197H246V196H245ZM253 197H254V196H253ZM253 197H252V198H253ZM263 197H264V196H263ZM5 198H6V196H5ZM5 198H4V201H5L4 203H6ZM12 198H13V197H12ZM17 198H18V197H17ZM28 198H29V197H28ZM33 198H35V197H33ZM33 198H31V199H33ZM36 198H37V197H36ZM36 198H35V202H36L37 199L39 200V198H37V199H36ZM106 198H107V197H106ZM112 198H113V197H112ZM138 198H139V197H138ZM224 198H226V197H224ZM242 198H244V197H242ZM6 199H8V198H6ZM9 199H11V198H9ZM24 199H25V198H24ZM29 199H30V198H29ZM41 199H42V198H41ZM48 199H49V198H48ZM68 199H69V198H68ZM247 199H248V197H247ZM13 200H14V198L11 200V202H13ZM15 200L18 201L19 199H15ZM15 200H14V203L16 202ZM27 200H28V199H27ZM38 200H37V201H38ZM53 200H54V199H53ZM53 200H52V201H53ZM113 200H114V199H113ZM115 200H116V199H115ZM118 200H119V199H118ZM147 200H149V199H147ZM211 200H212V199H211ZM219 200H220V199H219ZM221 200H222V199H221ZM226 200H227V199H226ZM256 200H257V199H256ZM23 201H24V200H23ZM30 201H31V200H30ZM138 201H139V200H137V202H138ZM1 202L3 203V201H1ZM24 202H25V201H24ZM32 202H33V201H32ZM45 202H46V200H45ZM117 202H118V201H117ZM119 202H120V201H119ZM213 202H214V201H213ZM230 202H231V201L229 200V204H230ZM239 202H240V201H239ZM248 202H249V201H248ZM259 202H260V200H259ZM4 203H3V204H4ZM22 203H23V202H22ZM58 203H59V202H58ZM113 203H114V202H113ZM140 203H141V201H140ZM140 203H139V204H140ZM149 203L151 204V206H153V202H152L151 200H149ZM221 203H222V202H221ZM8 204H9V202H8ZM28 204H29V201H28ZM28 204H27V205H28ZM121 204H122V203H121ZM124 204H126V203H124ZM141 204H143V202H142ZM225 204H227V203L225 202ZM225 204H224V205H225ZM229 204H228V206H227V205H226V206H227V207H230ZM232 204H234V203H232ZM246 204H248V203H246ZM249 204H250V203H249ZM6 205H7V203H6ZM18 205H21V202H20V204H18ZM27 205H26V206H27ZM32 205H33V203H32ZM32 205H31V206H32ZM42 205H43V204H42ZM46 205H47V204H46ZM128 205H129V204H128ZM128 205H127V206H128ZM212 205H213V204H212ZM214 205H215V204H214ZM256 205H258V204L256 203ZM261 205H262V204H261ZM1 206H2V205H1ZM11 206H12V205H11ZM11 206H10V207H11ZM21 206H22V205H21ZM21 206H20V207H21ZM23 206H24V205H23ZM123 206H124V205H123ZM125 206H126V205H125ZM130 206H131V205H130ZM137 206H138V204H137ZM139 206H142V205H139ZM143 206L146 207L144 204H143ZM226 206H225V207H226ZM235 206H236V205H235ZM244 206H245V205H244ZM248 206H249V205H248ZM2 207H3V206H2ZM15 207H16V206H15ZM42 207H43V206H42ZM213 207H214V206H213ZM233 207H234V206H233ZM242 207H243V205H242ZM246 207H247V205H246ZM249 207H250V206H249ZM26 208H28V207H26ZM124 208H125V207H124ZM130 208H131V207H130ZM137 208H138V207H137ZM142 208H143V207H142ZM214 208H215V207H214ZM219 208H220V207H219ZM223 208H224V207H223ZM237 208H238V207H237ZM0 209H1L0 211H3L2 209H4V208H0ZM29 209H30V208H29ZM42 209H43V208H42ZM126 209L128 210V207H127ZM132 209H133V208H132ZM134 209H136V208H134ZM134 209H133V210H134ZM144 209H145V208H143V210H144ZM215 209H216V208H215ZM226 209H227V208H226ZM4 210H5V209H4ZM21 210H22V209H21ZM21 210H20V211H21ZM24 210H25V208H24ZM121 210H122V209H121ZM138 210H139V208H138ZM145 210H146V209H145ZM209 210H210V209H209ZM234 210H235V209H234ZM239 210H243V209L241 208V209H239ZM244 210H245V209H244ZM247 210H248V209H247ZM247 210H246V211H247ZM15 211H16V210H15ZM17 211H18V210H17ZM20 211H19V212H20ZM32 211H33V210H32ZM122 211H123V210H122ZM124 211H125V210H124ZM210 211H212V210H210ZM213 211H214V210H213ZM213 211H212V213H213ZM215 211H216V210H215ZM230 211H233V210L230 209ZM230 211H229V212H230ZM251 211H252V210H251ZM19 212H18V213H19ZM125 212H126V211H125ZM128 212H129V211H128ZM224 212H225V211H224ZM18 213H17V214H18ZM21 213H22V212H21ZM21 213H20V214H21ZM138 213H139V212H138ZM145 213H146V212H145ZM145 213H144V214H145ZM160 213H161V215H162V212H161V211H160ZM160 213H159V214H160ZM203 213H204V212H203ZM234 213H235V212H234ZM249 213H250V212H248V215H250ZM254 213H255V212H254ZM4 214H5V213H4ZM23 214H24V213H23ZM38 214H40V212H39ZM38 214H37V215H38ZM130 214H131V213H130ZM134 214H135V213H134ZM136 214H137V212H136ZM146 214H148V213H146ZM210 214H211V213H210ZM230 214H232V213H228V217L230 216ZM246 214H247V213H246ZM246 214H245V215H246ZM256 214H257V213H256ZM0 215H1V214H0ZM2 215H3V214H2ZM138 215H139V214H138ZM222 215H223V214H222ZM248 215H247V216H248ZM10 216H11V215H10ZM18 216H19V215H18ZM18 216H16V217L18 218ZM23 216H24V215H23ZM127 216H128V215H127ZM127 216H125V217H127ZM131 216H132V214L130 215V217H131ZM140 216H141V215H140ZM140 216H139V217H140ZM142 216H143V215H142ZM231 216H232V215H231ZM238 216H239V215H238ZM241 216H242V218H244V215H241ZM254 216H255V214H254ZM257 216H260V215H257ZM13 217H15V216H12V218H13ZM133 217H134V216H133ZM168 217H169V216H168ZM224 217H225V216H224ZM245 217H246V216H245ZM12 218H11V220H12ZM17 218H16V219H17ZM22 218H23V217H22ZM37 218H38V217H37ZM127 218H128V217H127ZM135 218H136V217H135ZM142 218H143V217H142ZM152 218H153V217H152ZM207 218H208V217H207ZM211 218H212V217H211ZM222 218H223V217H222ZM248 218H250V216H249ZM252 218H253V216H252ZM24 219H25V218H24ZM148 219H149V218H147L146 220H148ZM150 219H151V218H150ZM197 219H198V218H197ZM231 219H233V218H231ZM246 219H247V218H246ZM246 219H245V220H246ZM254 219H255V218H254ZM254 219H253V220H254ZM258 219H259V218H258ZM34 220H35V219H34ZM128 220L131 222V220H134V218L131 219V220H130V218H129ZM136 220H137V219H136ZM139 220H140V219H139ZM158 220H159V219H158ZM199 220H200V219H199ZM206 220H207V219H206ZM210 220H211V219H210ZM214 220H216V218H215ZM220 220H221L220 223H221L222 221H223L222 223H224V220H223V219H220ZM7 221H8V220H7ZM14 221H15V219H14ZM31 221H32V220H31ZM49 221H50V220H49ZM137 221H138V220H137ZM144 221H145V220H144ZM151 221H153V220H151ZM151 221H150V223H151ZM159 221H160V220H159ZM202 221H203V220H202ZM204 221H205V220H204ZM246 221H247V220H246ZM248 221H249V219H248ZM259 221H260V220H259ZM10 222H11V221H10ZM22 222H23V221H22ZM28 222H29V221H27V223H28ZM126 222H127V221H126ZM130 222H129V223H130ZM134 222H135V221H134ZM142 222H143V221H142ZM211 222H212V221H211ZM214 222H215V221H214ZM227 222H229V221H227ZM260 222H261V221H260ZM3 223H5V222H2V224H3ZM135 223H136V222H135ZM146 223H147V222H146ZM148 223H149V222H148ZM212 223H213V222H212ZM222 223H221V224H222ZM225 223H226V222H225ZM251 223H252V221H251ZM254 223H256V222H254ZM0 224H1V223H0ZM11 224H12V223H11ZM22 224H23V223H22ZM22 224H21V225H22ZM156 224H157V223H156ZM159 224H160V223H159ZM164 224H165V223H164ZM203 224H204V223H202V225H203ZM213 224H216V222L213 223ZM226 224H227V223H226ZM229 224H230V223H229ZM252 224H253V223H252ZM4 225H5V224H4ZM23 225H24V224H23ZM122 225H123V224H122ZM136 225H139V224L137 223ZM145 225H146V224H145ZM151 225H152V224H151ZM160 225H161V224H160ZM231 225H232V224H231ZM256 225H258V224H256ZM256 225H253V226L255 227ZM5 226H6V225H5ZM124 226H126V225H124ZM203 226H204V225H203ZM206 226H207V225H206ZM232 226H235V225H232ZM241 226H242V225H241ZM243 226H244V225H243ZM243 226H242V227H243ZM259 226H260V225H259ZM259 226H258V227H259ZM3 227H4V226H3ZM16 227H17V226H16ZM133 227H134V226H133ZM168 227H169V226H168ZM211 227H212V225H211ZM211 227H210V228H211ZM217 227H218V226H217ZM258 227H257V228L255 227V228L257 229V231H258V229H259V230L262 229V228H258ZM14 228H15V227H14ZM14 228H13V229H14ZM124 228H125V227H124ZM142 228H143V227H142ZM199 228H200V227H199ZM214 228H215V227H214ZM214 228H213V229H214ZM5 229H6V228H5ZM8 229H9V228H7V231H8ZM10 229H11V226H10ZM161 229H162V228H161ZM202 229H203V228H202ZM205 229H206V228H205ZM217 229H218V228H217ZM233 229H234V228H233ZM233 229H232V230H233ZM125 230H126V229H125ZM221 230H222V229H221ZM235 230H237V229H235ZM3 231H5V230H3ZM13 231H14V230H13ZM121 231H122V230H121ZM136 231H137V230H136ZM136 231H134V232L136 233ZM152 231H153V230H152ZM160 231H161V230H160ZM163 231H164V230H163ZM171 231H172V230H171ZM261 231H262V230H261ZM261 231H260V232L258 231V232L261 233ZM263 231H264V230H263ZM149 232H151V231H149ZM149 232H148V234H149ZM155 232H156V231H155ZM164 232H165V231H164ZM169 232H170V231H169ZM173 232H174V231H173ZM213 232H214V231H213ZM226 232H227V231H226ZM230 232H231V231H230ZM1 233H2V231H1ZM4 233H6V232H4ZM9 233H10V232H9ZM123 233H124V232H123ZM166 233H167V232H166ZM166 233H165V234H166ZM211 233H212V231H211ZM217 233H218V231H217ZM228 233H229V232H228ZM263 233H264V232H263ZM136 234H137V233H136ZM167 234H168V233H167ZM167 234H166V236H167ZM196 234H197V232H196ZM200 234H201V233H200ZM212 234H214V233H212ZM235 234H236V233H235ZM261 234H262V233H261ZM15 235H16V234H15ZM134 235H135V234H134ZM140 235H143V234H140ZM192 235H194V234H192ZM9 236H10V235H9ZM9 236H8V237H9ZM110 236H111V235H110ZM195 236H196V235L193 236L194 241H196V240H195V238H196ZM214 236H215V235H214ZM229 236H230V235H229ZM141 237H142V236H141ZM144 237H145V236H144ZM144 237H143V238H144ZM146 237H147V236H146ZM169 237H171V236L169 235ZM173 237H174V236H172V238H173ZM201 237H202V236H201ZM209 237H210V236H209ZM212 237H213V236H212ZM215 237H216V236H215ZM231 237H232V236H231ZM249 237H250V236H249ZM135 238H136V237H135ZM148 238H149V237H148ZM179 238H180V237H179ZM186 238H187V237H186ZM197 238L200 239V237H197ZM239 238H241V237H239ZM242 238H243V237H242ZM149 239H150V238H149ZM151 239H152V238H151ZM206 239H207V238H206ZM210 239H211V238H210ZM152 240H153V239H152ZM179 240H180V239H179ZM184 240H188V239H183V241H184ZM211 240H213V242H214L215 239L213 238V239H211ZM216 240H217V239H216ZM235 240H236V239H235ZM110 241L112 242V240H110ZM122 241H123V240H122ZM139 241H140V240H139ZM170 241H171V240H170ZM148 242H150V241H148ZM128 243H129V242H128ZM139 243H140V242H139ZM164 243H165V241H164ZM210 243H211V241H210ZM236 243H237V242H236ZM130 244H131V242H130ZM134 244H135V243H134ZM149 244H150V243H149ZM188 244H189V243H188ZM124 245H125V244H124ZM185 245H187V244H185ZM194 245H195V244H194ZM210 245H211V244H210ZM105 246H106V245H105ZM151 246H152V245H151ZM154 246H155V245H154ZM154 246H152V247H154ZM160 246H161V244H160ZM163 246H164V245H163ZM167 246H168V245H167ZM175 246H177V243H176ZM188 246H190V245H188ZM188 246H187V247H188ZM191 246H192V245H191ZM245 246H246V245H245ZM245 246H243V247H245ZM248 246H249V245H248ZM252 246H253V245H252ZM108 247H109V246H108ZM204 247H206V246H204ZM210 247L212 248V246H210ZM249 247H250V246H249ZM254 247H255V246H254ZM105 248H107V247H105ZM127 248H128V247H127ZM127 248H126V249H127ZM145 248H146V247H145ZM145 248H143V249H145ZM157 248L159 249V247H157ZM177 248H178V246H177ZM192 248H195V247L192 246ZM206 248H208V247H206ZM252 248H253V247H252ZM255 248H256V247H255ZM259 248H260V246H258V249H259ZM1 249H2V248H1ZM114 249H115V248H114ZM128 249H129V248H128ZM150 249H152V248L150 247ZM155 249H156V248H155ZM188 249H189V248H188ZM195 249H196V248H195ZM240 249H241V248H240ZM245 249H246V248H245ZM247 249H251V248H247ZM260 249L263 250L262 248H260ZM112 250H113V249H112ZM145 250H147V248H146ZM153 250H154V249H153ZM153 250H152V251H153ZM162 250H163V252H160V253H162V254L164 255V251H165V250H164V249H162ZM183 250H184V249H183ZM201 250L204 251V249H201ZM216 250H217V249H216ZM38 251H39V250H38ZM116 251H117V250H116ZM131 251H132V250H131ZM135 251H136V250H135ZM154 251H155V250H154ZM157 251H158V250H157ZM179 251H182V250H179ZM189 251H190V250H189ZM195 251H196V250H195ZM195 251H191V252L194 253V255H193L192 257H189V256H191V255H188L187 257H183L181 263H182V264H197L198 261H199L200 259H202V253H203V252H202V251L200 252L199 250L196 251V252H195ZM205 251H206V250H205ZM212 251H213V249H212ZM241 251H242V250H241ZM246 251L249 253V251H251V250H245V252H246ZM259 251H260V250H259ZM123 252H124V251H120V253H123ZM158 252H159V251H158ZM168 252H169V251H168ZM175 252L177 253V250H176ZM182 252H183V251H182ZM186 252H187V251H186ZM216 252H217V251H216ZM247 252H246V254H247ZM254 252H255V251H254ZM130 253H131V252H130ZM148 253H149V252H148ZM170 253H171V252H170ZM179 253H180V252H179ZM189 253H190V252H189ZM239 253H240V252H239ZM261 253H262V252H261ZM261 253H259V254H261ZM105 254H107V253H104V257H106ZM114 254H115V252H114ZM123 254H125V253H123ZM139 254H140V253H139ZM156 254H157V253H156ZM158 254H159V253H158ZM165 254H166V251H165ZM190 254H191V253H190ZM211 254H212V253H211ZM211 254H210V255H211ZM234 254L237 255L238 252H236V253H234ZM241 254H242V252H241ZM250 254H251V253H250ZM115 255H116V254H115ZM144 255H145V254H144ZM163 255H162V256H163ZM172 255H173V254H172ZM207 255H208V254H207ZM207 255H206V256H207ZM257 255H258V254H257ZM94 256H95V255H94ZM109 256H110V255H109ZM152 256H153V255H152ZM158 256H159V255H158ZM179 256H180V255H179ZM181 256H182V255H181ZM181 256H180V258H181ZM249 256H250V255H249ZM96 257H97V256H96ZM115 257H116V256H115ZM122 257H123V256H122ZM126 257H127V256H126ZM129 257H130V256H129ZM174 257H175V256H174ZM216 257H217V256H216ZM216 257H215V258H216ZM234 257L236 258L237 256L234 255ZM234 257H232V258H234ZM247 257H248V256H247ZM254 257H255V256H254ZM258 257H260V255H259ZM156 258H157V256H156ZM156 258H155V259H156ZM170 258H171V256H170ZM180 258H179V259H180ZM235 258H234V259H235ZM238 258H241V260L243 259L242 257H238ZM238 258H237V259H238ZM244 258H245V257H244ZM249 258H250V257H249ZM122 259H123V258H122ZM124 259H125V258H124ZM124 259H123V261H124ZM134 259H136V258H134ZM144 259H145V258H144ZM155 259H154V260H155ZM158 259H159V258H158ZM160 259H162V258H160ZM167 259H168V258H167ZM175 259H176V258H175ZM210 259H211V261H212L214 264H219V262L217 261V259H212V258H210ZM221 259H222V258H221ZM237 259L235 260L236 262L239 260V259H238V260H237ZM117 260H118V259H117ZM117 260L114 261V259H113L114 262H116ZM139 260H140V259H139ZM176 260H177V259H176ZM230 260H231V259H230ZM241 260H240V263L242 264ZM97 261H98V260H97ZM119 261H121V260H119ZM123 261H122V262H123ZM133 261H134V260H133ZM162 261H163V260H162ZM173 261H174V259H173ZM173 261H172V264H174ZM231 261H232V260H231ZM250 261H251V260H250ZM114 262H113V263H114ZM127 262H128V261H127ZM134 262H135V261H134ZM151 262H152V261H151ZM156 262H157V261H156ZM167 262H168V260H167ZM177 262H179V264H180V261H179V260H177ZM177 262H176V263H177ZM212 262H210V263H212ZM223 262H224V261H223ZM223 262H222V263H223ZM244 262H247V261L244 260ZM244 262H243V263H244ZM252 262H253V261H252ZM258 262H260V261H258ZM116 263H117V262H116ZM130 263H132V262H130ZM135 263H136V262H135ZM161 263H162V262H161ZM230 263H231V262H230ZM240 263L238 262L237 264H240ZM249 263H250V262H249ZM66 264H67V263H66ZM111 264H112V263H111ZM117 264H118V263H117ZM141 264H142V262H141ZM150 264H151V263H150ZM156 264H157V263H156ZM158 264H159V262H158ZM170 264H171V263H170ZM235 264H236V263H235ZM250 264H251V263H250Z\"/></svg>",
    "mask_w": 264,
    "mask_h": 264
}]
</instances>
